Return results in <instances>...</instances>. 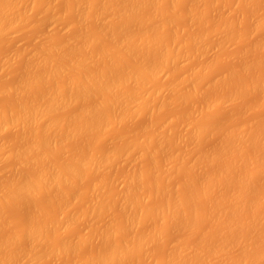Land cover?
Here are the masks:
<instances>
[{"label": "rangeland", "instance_id": "1", "mask_svg": "<svg viewBox=\"0 0 264 264\" xmlns=\"http://www.w3.org/2000/svg\"><path fill=\"white\" fill-rule=\"evenodd\" d=\"M32 1H33V3H31ZM101 1H103V0H101ZM125 1H126V3H128V1L130 3L131 2L133 3L132 0H128V1L125 0ZM136 1L137 0H135V2ZM5 2L6 3L11 2L14 4V10H13L14 12H13V15L11 14L12 16H10V14L7 11H6L7 13L5 12V9H0V13L2 15L5 13L3 15L5 17V19L3 20V23L1 24V29H0V31H1L0 32V110L6 111L7 108H10L9 106H13V107H11L12 109L11 108L10 109L14 111V107L17 104L16 102L19 101L18 104H20V101H22L24 103L26 100H28L30 103L31 99L37 97L36 95H38V97H39V94H42L41 93L42 91L44 93L47 90V94H48V92L51 93V91L53 92V90H55V89L57 90V86H60V84H62V86L64 83L66 84L67 82H65V81H67L68 78L71 81V77H73V76L76 77V76H78L77 74L83 75L82 72L83 73H89V75H90V72L91 73L92 72L94 73L96 71L107 72V71H109V70H107V69H109V67H113V66L115 67V65H119V66H117L118 68H116L117 70H114L113 68H111V69H112V71L114 70L113 71V73L115 72L114 75L116 74V75L120 76V73L122 74V71L124 69H126V66L128 67L131 65L130 67H134L132 65L133 63L135 65H137V63L140 60H142L143 58H145L146 56L150 57L152 59V61L158 63L159 60L161 59L163 49L173 50L172 52L174 53L176 59L174 58V60H173L174 63L172 61L167 67H165L163 69L159 68L160 70L158 72L156 71L157 73L155 72V75L153 76V78L151 80L152 82L150 81L148 83V85L146 83L143 86L145 91L143 89L138 90L141 92L144 91V93L143 92L141 93L142 95L138 94L139 95L138 98H140V96H146V101L144 102V105L141 107L142 109L139 108V111H138L139 113L137 112L138 115L136 113L133 116L123 118V120L120 119L121 121L118 120L115 123L112 122V124L110 123V125L109 124L107 125L108 127L107 126H105V128L103 127L104 129L103 128L100 129L101 128L100 126H97V127L95 126L91 129L92 133L88 129L89 131L85 130L86 132H83L82 136L78 135L80 133H77V132H74L75 133L74 134L71 132L68 133L67 131H59L62 129L57 128V127H53L54 125L53 126L51 125V127H53V129L50 130L51 131L50 136H52L53 134L54 135L52 137L53 140L51 139L52 143L50 142V144H49V145H51L50 152L48 149L45 150L43 145H40L43 147L42 149L40 148V146L38 147L41 150H39V149L36 150L37 148L36 149L33 148L34 145L32 147V144L36 141V139H38L37 137L40 135L39 133L41 132L39 130V128H41V127H38V128L35 127V125H37V123L32 125V126H34L33 128H31L29 126L31 129L29 127H27L25 130V129H22L23 127L20 128L21 126H19V128H16V127H18V124L16 125L17 122L16 123L14 122L15 119L12 118L11 116L7 117V119L8 118L12 119L13 120L12 122H14L15 124L12 123L14 126L9 125L10 127L7 124V125H5L6 128L4 127V129H2V128L0 129V131L3 130L0 132V192L4 189H5L4 191L6 192V190L9 189V188L8 189H6V188L9 186H12V185H10L11 182L15 181L16 179L18 180V178H22V177L33 178V177L37 176L40 173V170H41V172H42V170H44L45 164H43V163H44V159L46 157H48L49 161L51 159L50 162L53 163L52 168L54 169V165L58 164V166H61L59 164L60 162L61 163H63V161H64V163H65V161L69 162V160H73V159H75V157L77 158V156H80L81 159L90 158L89 155H93V154H94V156H98L100 154V152L105 153L106 151H109V150L112 151V150H114V148L117 149L121 143H124V145H125V143H127V142L129 143L128 144L129 148L126 146L128 148V150L127 149L126 150L130 155H128L125 152L127 154V156H126V154H124V156H126L125 158L122 159L120 156V158H116V159H114V161L110 160L108 163L105 164L106 166L102 165L99 169H96L98 171L89 170V169H88V171H86V169H81L82 171L80 170V172L77 176L80 179L79 178L76 179V178L72 177L71 183L69 181L66 184L64 183V184L59 185V186L57 185L55 188L53 187V189H50L49 191H45L44 193L41 192L38 195L37 194L32 195L31 198L29 197L30 201L29 200H25V201L23 200L22 201L20 199L21 202L17 200L18 202H16V204L15 203L11 204V203H6L1 198L2 200L0 199V214H1L0 215V242L3 241L5 238H7L6 239L7 243H6V241H5V243H6V245L8 244V246H5L4 243L3 244L0 243L2 246L3 245L5 246V247H2L0 245V247H1L0 248V263H2V264L4 263L3 261L5 259L3 260V258L9 257V256H14V257L16 256V258H17V255L19 256L20 253H23V257L24 256L26 257V255H24L26 252H23L22 251L23 248L21 247L23 245L24 241H23L22 245L19 246L21 244L20 238L21 237L23 238V236H19V235L23 231L24 227L27 228L26 226H29L28 222H33L32 224H34V223L39 224V223H41L40 221L43 222L45 220H47V221L51 220V223H53V225H54V229H52L51 227L48 228V230H50L49 231L50 235L48 234L49 236L46 237L47 241L44 244L45 248L42 247L43 250L40 249L42 254L40 256V259L39 260L37 259L38 261L36 260L35 264H68V263L69 264H72V263L83 264L82 262L85 259L88 261L95 254V252L99 251V249L106 250V248H105L107 245L106 241H108L111 245L113 244L112 246H114V244L119 245L124 239H126L125 242H127L129 240L128 237H130V236H131V238H135L136 237L135 235L142 237V239L145 242V245L142 246L141 248H137L136 246L134 248L133 246H130L131 248L128 252L129 257L125 260L124 259L121 261L119 260V262H117L115 264H137V263L138 264H159V263L164 264L166 262L167 258L169 259V257L172 255L174 257V255L177 253V251H179V249H180V251L177 253V255L182 251L190 252V256H191V254H195V253L198 254V252L201 253L204 250L206 251V252L204 251L205 253H202L199 255L196 254V255L192 256L193 259H192V257H190V258L188 257L189 259L194 260L193 261L194 263L192 261L189 262L188 260H186L185 264L187 261L189 262L187 264H204V262H205V264H233V262L238 261V259H239L238 262L243 263L244 259L246 260L247 257L248 258L249 257H255V256L257 257L258 255L259 256L256 258L257 260H255V262L253 264H264V255H263L264 254V247H263L264 246V173L262 174V172H264V166H262V165H264V161H261L262 163L259 162V155L263 154L262 152H264L263 151L264 150V136H263L264 132H262L259 135V138H257V141L254 140L255 142H250V140H251L250 135L254 134L255 133L254 131L256 130L254 127L257 128L261 123H264V107H263V105H264L263 104L264 103V89H263L264 88V83H263L264 82V77H263L264 76V60H263V58H264V42H263L264 41V22H263L264 21L263 20L264 19V11H263L264 10V0H250V1L249 0L248 1L247 0H238V2H237V0H169V1L160 0V2H158L157 0L156 1L153 0V3H152V0H143V1L138 0L136 2V4L135 3L132 4V5H134V8H135V6H137L138 8L136 7V9L132 10V12L129 10L131 12V15L132 14L135 15V19L133 18L134 21L133 20L131 21V19L128 18V20L130 19L129 22L131 21L130 23H126L127 18L125 20V17H124V14L127 12L124 13V11H123L124 14H123V17H121V19H120V17L114 18L115 16H121V15H115V13H113L114 14L113 17L111 16V11L112 12L117 11V9L115 10L114 8H116L118 6L119 2L121 3V1H118V2L116 1L118 3L117 5L113 1L112 2L109 1L108 4H110V2L113 4L111 5V10L107 8L108 11L107 10L104 11L105 9H103V7H102V4H104V2L101 3L100 0H96V1H94V0H16L15 1L14 0V2H13V0H7ZM142 2H144V3H142ZM247 2L249 5L247 4ZM26 3H27V5H26ZM76 3H77V5H75ZM85 3H86V5H85ZM87 3H88V5H87ZM98 3H100V4H98ZM126 3L124 4V6H129V4L126 5ZM19 4L21 6H18ZM33 4H35V5L33 6ZM108 4L106 5V3H105L104 5L108 6ZM144 4H145V6H144ZM149 4L151 6H149ZM24 5H26V6H24ZM153 5H156L157 7L153 6ZM254 5H255V7H254ZM41 6H42V8H41ZM75 6L76 7L79 6L78 9H76L77 12L74 10ZM101 7H102L104 12L103 13L101 12L102 15H99L100 14L99 12L101 11L100 10ZM142 7H143V9H142ZM145 7H147V8H145ZM94 8H96V9L94 10ZM173 8L175 9V11ZM112 9H114V10H112ZM125 9H126V7H125ZM139 9H141V10H139ZM135 10H137V11H135ZM126 11H127V9H126ZM165 11H166V14H165ZM173 11H174V13H173ZM16 12H19V13H16ZM105 12H108V13H105ZM92 13H93V15H92ZM104 13H105V15H103ZM193 13H195V14H193ZM56 14L58 16H56ZM156 14L157 15L160 14V15L157 17ZM127 15H130V14L127 13ZM127 15L125 14V16H127ZM152 15H155V16H152ZM8 16H10V17L14 16V17L11 18L10 21H6L9 18ZM98 16H100V18ZM160 16H161V18H160V20H158ZM79 17H81V18H79ZM108 17H110V19H108ZM111 17H112V19H111ZM127 17H129V16H127ZM96 21H97V24H96ZM13 23H16V24H13ZM77 23H80L79 26ZM81 23H82V25H81ZM108 23H109V25H108ZM156 23H159V24H156ZM223 23H225V24H223ZM102 24H103V26H101ZM119 24H120V26H123V27L126 25L127 31L124 29L125 31L122 32L121 28H119L120 31L118 30L119 32L117 31L114 33V31H112V30L114 28H116V30H117ZM134 24H136V25H134ZM7 25H8V27H7ZM116 25H118V26L115 27ZM161 25H164L163 28H161L162 27ZM256 25H258V26H256ZM17 26H19V28ZM105 26L106 27L109 26L107 28L109 31L107 30V31H104L102 33L103 29L106 28ZM156 26H157V28H156ZM222 26H224V27L222 28ZM15 27H17V28H15ZM74 27H76V28H74ZM140 27H142V28H140ZM134 28H136V29H134ZM149 28H150V30H147ZM160 29H162V30H160ZM244 30H246V31L244 32ZM98 31H99V33H98ZM145 31H146V34H145ZM247 31H248V33H247ZM87 32H89L88 34L91 37H89V36L87 37V35H88ZM105 32H108V33L106 34ZM124 32H126L127 34H124ZM165 32H167V33L165 34ZM90 33H91V35H90ZM92 33L94 35H96V34L102 35L105 33L106 36L102 35L101 38L98 39L97 38L98 36L96 35L97 37H95V38L97 40L96 39L94 40L93 39L94 36ZM244 33H246V34H244ZM204 34H205V37H204ZM240 34H241V36H240ZM124 35L126 38L125 42L122 41V38H124ZM164 35L166 36V38L164 37ZM195 35H196V37H195ZM217 35H219V36H217ZM194 38H196V39L200 38L197 40L202 44L203 47H202V50H200V49L194 50V52L195 51H197V52L192 53L191 50H193V49H191V48L193 47L192 45H194V43H192V40ZM202 38L204 40H202ZM69 39H70V41H69ZM102 39H104V40H102ZM175 39H176V41H175ZM159 40H160V42H159ZM90 41H92V42H90ZM138 41H140V42H138ZM172 41H173V44H172ZM212 41H213V43H212ZM93 42H94V44H93ZM257 42L259 44L255 45V43H257ZM261 42H262V44H261ZM116 43H117V45H116ZM83 44H85V47ZM210 44H212V45H210ZM77 45L78 46L81 45V46L77 47ZM114 45H116V46H114ZM126 45H128V46H126ZM154 45L156 48H154ZM74 46H76V47H74ZM133 46H134V48H133ZM200 46H199V48H201ZM218 46H220V47H218ZM109 47H110V49L112 48L111 51L106 52L107 48L109 50ZM214 47H216V48H214ZM44 48H46V49H44ZM54 48H55V50H54ZM61 48H62V50H61ZM73 49H74V52H72ZM78 49H79V51H78ZM82 49H84V50L82 51ZM115 49H117V50H115ZM123 49H125L126 51ZM129 49H130V51H129ZM206 49H208V50H206ZM33 50H35V51L33 52ZM36 50H38V52L40 51L41 53L44 51V53H42V55H41V53L40 52L38 53ZM41 50H43V51H41ZM49 50H52V51H49ZM58 50H59L58 53H60V55L62 52L64 53L66 51L67 54L70 55L68 58L69 59L72 58L74 61H76L75 59H78V58L80 59L81 57H83V59H84V57L89 58V60L86 59L87 63L84 62L85 59L83 60V62L86 63V67L84 66V68L81 69V66H78V68L80 67V69H78L75 67V64H74V66H72L73 63H71V59H70V62H69V60L66 62L65 59H63L66 62L64 65H66L67 63H69V64L71 63L72 65L70 64V66L75 67L74 69L73 68L68 69L70 66L67 65L68 66L67 71H63V74L66 72L67 76H66V74L64 76H62L63 74L60 75L59 73H61L62 71L61 72L58 71L59 72L58 75H56L57 73H51L53 75L54 74L56 75V76H54V79H55L54 80V79H52L53 77H50V73L47 70L48 74H49V78H50L48 80V82H45L46 85L49 83L47 86L45 84H42V82H41L40 85L37 83H33V87H31L32 81H30L31 84L28 82V84L30 86L27 85V87H28L27 88L25 86L27 83L24 84L23 81H26L27 79H25V78H27L28 76H31L30 72H31V74L34 73V75H35V73L36 74L38 73L37 75L43 74V76H45V74H46L47 77L46 76L45 77L48 78V75L45 71V69H46L45 67H47L49 64L53 63L54 61H55L54 64H56V62L58 64V62L62 58V57L59 58V55L57 53ZM131 50H134V55L132 53L133 56L129 55V53H128V51H129L131 54ZM159 50H161V51H159ZM60 51H62V52H60ZM155 51H157V52H155ZM242 51H244V53H242ZM27 52L29 54L31 52L32 53L29 56V54ZM88 52H89V54H88ZM48 53L51 56H49ZM69 53H71V54H69ZM103 53H106V54L102 55ZM38 54H39V56L37 57ZM67 54L65 53L64 55H67ZM119 54L123 55V56H120ZM177 54H178V58H177ZM88 55H89V57H88ZM188 55H190V56H188ZM31 56L32 57L34 56V57L32 58ZM61 56H63V55H61ZM138 56H139V58H138ZM49 57H51V58H49ZM54 57L56 58L55 60H54ZM113 57H114V59H113ZM65 58H67V57L65 56ZM182 58H183V60H181ZM261 58H262L263 62H262ZM43 59L45 61H44V63H41V62H43ZM49 59L50 60L52 59L51 63H50ZM30 60L32 61L31 63H30ZM37 60H38V62H37ZM122 60H124V61H122ZM64 61L61 60L62 63H64ZM92 61L94 62V64L90 63ZM134 61L137 63H135ZM246 62H247V64H248V62L250 63V64H248L249 67L247 66L248 67L247 69H246V67L244 68L242 65L243 63L246 64ZM259 62H261L260 63L261 66H260ZM45 63H47V64H45ZM252 63H253V65H252ZM35 64L37 65L36 67H35ZM54 64L49 65V66H54ZM139 64L136 67L140 66ZM193 65H194V68H192ZM67 66H65V67H67ZM199 66H200V68H199ZM43 67L45 69H43ZM85 68H87V70ZM47 69H48V67H47ZM64 69L66 70V68H64ZM75 69H77L78 71ZM97 69H99V70H97ZM161 70H162V73H161ZM194 70L198 71V72H195ZM24 71H26V72H24ZM116 71H118V74ZM205 71L207 72L206 74H205ZM240 71H242V72H240ZM123 72H124V74L120 77H123L125 75V70ZM69 73L71 74V76H69L70 75ZM96 73H98V72H96ZM222 74H224V75H222ZM234 74H236V75H234ZM53 75H51V76H53ZM85 75H87V74H85ZM36 76H34V77H36ZM201 76L203 77V79ZM18 77L19 78L22 77L21 80L18 79ZM34 77L33 78L28 77V79H31V78L34 79ZM78 77H76V78H78ZM80 77H82V76H80ZM164 77H165V79H164ZM36 78L38 80V76ZM41 78H43V77H41ZM232 78H233V80H232ZM69 79H68V81H69ZM223 79H224V81H223ZM235 79L237 81H235ZM75 81H78V79H76ZM196 81H198L197 82L198 84L196 83ZM33 82H36V81H33ZM213 82H215V83L217 82V83L213 84ZM251 82L253 83V85H254V83L259 84L257 86L255 85V87H257V89L255 88L256 90L253 87H252L253 89L250 88L252 85ZM260 82H262V83H260ZM21 83L24 84V87H22V90L19 89L20 91L17 92V89L15 90L14 88L15 87L17 88L18 84H21ZM70 83L72 84V81L69 82V84ZM192 83H193V86H192ZM209 83H211V84H209ZM246 83H250L251 85L246 84ZM34 84H35V86H34ZM7 85H10L9 87L11 89H14V90L12 91V90L7 89L8 88ZM36 85H39V87H36ZM70 85H68V86H70ZM62 86H60V87H62ZM66 86H67V84L65 85V87ZM131 86H133L132 83L128 82V84L126 85V87H124V89L126 91H129ZM243 86H244V89H243ZM4 88H6V89H4ZM18 88H20V86ZM23 88H26V89L23 90ZM29 88L30 89L32 88L33 90L32 89L30 90ZM51 88H54V89H51ZM48 89L50 91H48ZM131 89H134V86ZM225 89H226V91H225ZM5 90L6 91L8 90L7 91L8 94ZM173 90L176 93H174ZM253 90H255V91H253ZM133 91L135 94V90H133ZM233 91L237 92L235 94L236 96H235V98L233 96V99H228V102H229L228 104L226 103L227 102L226 98L224 100L222 98V100L225 103L223 102L221 104L219 102L221 97H224V96L226 97L229 93H231ZM238 91H240L241 93H239ZM244 91H246V92H244ZM20 92L23 95H21ZM99 92L101 93L102 91H99ZM146 92H148V94ZM97 93L98 92L95 91V92H93V94L91 93L93 96H91V97H90V95L85 96L86 98L90 97L89 98V101H90L89 104H91V102H92V104H96L93 102L98 101L99 98L102 100L103 96L105 99L106 94L104 92H102L104 95L100 94V93H98V95H96ZM155 94H157V95H155ZM238 94H240V96ZM32 95H33V97H31ZM94 95H96L95 98H94ZM187 95H188V97H187ZM229 95H231V94H229ZM135 96H136V94H135ZM30 97H31V99H30ZM38 97L36 99H39ZM41 97H40V99H41ZM85 97H79V99L81 98V101L78 100V103H76V104L74 103L73 106L71 105L68 109L66 107L65 110H64V107L62 109L61 106L60 107L57 106L58 109H56V108L53 109V110H56V113H52L53 116H51V117L52 118L55 117L57 120H59L60 118L62 119V117L65 114H67L66 118L68 117V115H69V117H71L70 114L76 113V115H77L76 111H77L78 107H81L82 105L85 104L84 101H82V98L84 99ZM92 97L94 99H92ZM204 97H206V99H204ZM217 97H218V99H217ZM227 97H229V96H227ZM15 98H17V99H15ZM24 98H25V100H24ZM44 98H45V96H44ZM36 99H35V101H38V103H39L40 99L39 100H36ZM46 99H47V96H46ZM75 99L73 102H76ZM237 99H239L240 101L239 100L237 101ZM101 100H99V101H101ZM217 100H219V101H217ZM222 100H221V102H222ZM28 101H26L25 103H27ZM43 101L44 100H42V102ZM79 101H80V104L82 103L81 106H79ZM33 102L34 101L32 100V103ZM133 103H136V101ZM215 103H216V105H215ZM18 104L16 105L17 107H18ZM201 104H202V107L200 106ZM210 104L213 105L214 107L211 106ZM260 105L262 106L261 108H260ZM136 106H137V104H135V105L131 104L129 107H126L127 109H125V110H128V113H129L130 112L129 110L132 109L131 111H133L135 109L134 107H136ZM3 107H5V108H3ZM16 108H15V110H16ZM10 109H8V111H10ZM205 109H207V111ZM210 109H211V111H210ZM142 110H145V111H142ZM13 111L10 113L12 114ZM79 111H80V109H79ZM150 111H151V113H150ZM199 112L201 115L199 114ZM0 113H1V111H0ZM5 113H8V112H5ZM124 113L126 114L127 112H124ZM189 113H191V115H189ZM194 114L196 116H194ZM220 114H221V116H220ZM210 118H212V120ZM257 118H259V120ZM260 118H261V120H260ZM53 120H54V118H53ZM57 120L56 121L54 120V122H57ZM63 120L65 121V116H64ZM76 120L77 119H74L73 117H71L70 120L66 119V121L71 122V123H69V125L70 126L72 125L74 127L77 126V124H78L76 122ZM9 121L11 122V120H9ZM66 121H65V124L68 123ZM190 122H192L193 123L192 125H195L197 128L202 127V129H203L207 125H208L206 127L207 129L209 127H211V128L207 131L208 134L206 133L207 135L205 134V137H204V135L201 137L196 135L198 137V138H196V136H193V134H191L190 136H186L187 133L189 134V130L191 128L193 129L192 125H191L192 126L191 128L189 126ZM219 123H221V124H219ZM50 124H52V123H50ZM59 124L55 125V126L59 127ZM181 124H183V125H181ZM249 124H251V125L248 126ZM219 125H221L220 128H219ZM48 126H49V124H48ZM162 127L163 128L165 127V128L163 129ZM235 127H238V128H235ZM261 127L262 128L264 127L263 124L261 125ZM47 128H50V126ZM253 128L255 130H253ZM21 129H22V131H21ZM85 129H87V128L85 127ZM229 129H230V131H229ZM257 129H259V127ZM24 130L26 131L25 137H23V135H22V134H24V133H22ZM35 130H36V132H35ZM194 130H196V128ZM194 130H192L191 132L193 133ZM225 130H228V131H225ZM241 130L242 131L244 130V132H246L248 130L246 134L249 136H248V138L244 139L245 143L243 140L234 141L231 143V147H229V149H227L228 151L226 152V154L219 153V152H223L222 150L219 151V149L217 152V150H216L217 148L224 147V144L227 141L230 142V139H231L230 136H232L233 134L235 135V133H236V135L234 137H236L237 135H240ZM251 130H252V132H251ZM249 131L251 132L250 134H249ZM168 132H170V133L168 134ZM32 133H33V136H32ZM66 133H68V134H66ZM229 133H232V134L230 135ZM47 134H49V133H47ZM87 134H88V136H87ZM71 135H73V136H71ZM83 135H85V136H83ZM194 135H195V133H194ZM228 136L230 137L229 140H227V138H229ZM151 137H153V138L151 139ZM225 137H226V142H224ZM140 138H143V139H140ZM148 138H150V139L148 140ZM32 139H34V140H32ZM198 139H199V141H198ZM61 140H62V142H61ZM65 140H67V141H65ZM114 140H115V142H114ZM126 140H128V141H126ZM160 140L163 142L165 147H164V145H162V142ZM190 140H191V142H190ZM195 140H197V142H195ZM130 142H132L133 144ZM135 142L138 143V146L136 144L135 148L134 147L131 148L132 145L134 146ZM169 142H170V145H169ZM236 142H239L241 144V148H240V144H237ZM258 142L263 144L262 146H261V144H259L260 146L258 145L260 147V149H258L256 147ZM156 143H158V144H156ZM159 143H161L160 146L162 145L164 147V149L161 147L164 152L161 151V148L159 150V148H158V147H160ZM253 143L254 144L257 143V144L253 145ZM3 145H4V147H3ZM17 145H19V146H17ZM25 145H26V147H25ZM44 145H46V144H44ZM53 145L54 146L56 145V146L54 147ZM174 145H175V147H177L176 149H175ZM228 145H226V146H228ZM28 146H29V150H27L26 153H28L29 155L27 154L25 156V154H22L21 151L19 152L21 147L25 149V148H28ZM123 146H120L122 149H120V147H119V149L124 151L125 149L123 148ZM178 146H179V148H178ZM45 147H47V146H45ZM186 147H187V149H186ZM199 147H200V149H199ZM193 148H195V149H193ZM235 148H237V149H235ZM171 149H173L172 152H171ZM42 150L49 152L46 157H44V156H45V153H47V152L43 153ZM178 150H180V151H178ZM193 150L196 152H194ZM213 150L214 151L216 150V152H214V153H216V154L219 153V154L217 155V157L215 156L216 158L214 157L213 160H211V154H213L212 153ZM225 150H226V148H225ZM17 151L20 154L17 153ZM25 151H23V152H25ZM34 151L37 153H34ZM241 151H243V152H241ZM141 152H142V154H141ZM165 152H167V153H165ZM183 152H186V153H183ZM258 152H261V154H259ZM145 153H147V155ZM224 153H225V151H224ZM52 154H54L53 158H52ZM174 154H176V155H174ZM228 154H230V155H228ZM151 155H152V157H151ZM257 155H258V157H257ZM42 157H44V158H42ZM183 157L186 159H184ZM166 158H168L167 159L168 161L166 160ZM182 158L184 160H182ZM169 159L171 161H169ZM243 159H245V160H243ZM23 160H24V162H23ZM32 160H33V163H32ZM154 160L156 161L155 163H154ZM27 161H28V163H27ZM165 161H167V162H165ZM205 161H206V163H205ZM157 162H158V164H157ZM197 162H199V163H197ZM172 163H174V164H172ZM190 163L192 164V166L196 165L198 167H195L196 169L193 170L194 168L191 169L192 166ZM204 163H205V165H204ZM207 163H209V164H207ZM223 163L227 164L229 167H231L234 164L233 167L237 168V170L234 168L235 171L237 173H238V171L240 173H242V174L238 173L241 178H242V176H244V174H248L249 172L253 177L252 178L253 183H252L251 188H250L251 192L249 191L250 193H248V196H247V202H248V203L246 202L247 206H245L244 209H242V210H236V213H234L235 211L232 210V204L230 207L229 204H228L229 206H227V205H224V203H221V204L218 203L219 208H218V206H214L212 208V205H211L213 203L212 201H216L217 199H221V198L224 199L226 197L227 198L231 197L232 194L236 193L238 190L241 189L240 187H243L242 180H240L241 179L240 177H239L240 179L239 178L237 179V177H235L236 179H232V180L229 179L230 183L228 186H227V183L224 185L218 184L217 183L218 181H216V183H214L215 181L213 179V176L220 178V175H223L222 173L226 172L223 170V167L224 166L226 167L227 165H224ZM153 164L154 165L156 164V165L154 166ZM258 164H259V166H258ZM20 165H23V166H20ZM37 165H39V166L37 167ZM167 165H168V167H167ZM212 165H213V167H212ZM222 165H224V166L222 167ZM243 165H244V167H243ZM29 166H31V167H29ZM257 166H258V168H257ZM152 167L156 168V169L154 168L155 171L157 170L156 173ZM161 167H163V168H161ZM204 167H206V168H204ZM56 168H58V167L56 166ZM213 168H214V170H213ZM238 168H239V170H238ZM55 169H54V171H55ZM141 169L144 171H141ZM37 170H39V171H37ZM132 170H134V172L137 171V173H139V176L136 178L137 181H136V179L133 180V181H136L134 184L130 181V179H127V178H131V175H130L131 173H134V172H132ZM191 170H193V171H191ZM159 171H161V172H159ZM152 172H153V174H152ZM165 173H166V175H165ZM198 173H200V174H198ZM209 174L212 175L211 176L212 182H211V177H210V182H211L212 186L214 185V189L212 188L213 191L210 190L211 192L208 193L207 195H205L204 197L202 196L203 197L202 198L201 196H199L198 191L199 190L201 191V188H203V187L206 188L207 186L210 185V182L208 180L206 181V179L210 176ZM250 174H248V175H250ZM190 175H193V176L190 177ZM207 175H209V176L207 177ZM125 176H126V178H124ZM203 176H204V178H203ZM189 179H190V181H192V184L190 185V187L187 184V186H188L187 187L184 183H185V181L190 183L188 181ZM122 182H123V184H122ZM202 182H203V185H201ZM207 182H209V183H207ZM7 183H8V185H7ZM126 183H129V185H130V186L128 185L129 188H128ZM150 183H152V184L149 185ZM159 183L162 186L165 185L163 187L166 189L165 195H163L164 191L160 190L163 193L162 194L157 189V187L160 186V185H158ZM206 184H209V185L205 186ZM97 185H99L100 187H98ZM102 185L104 188L103 192L101 190ZM183 185H185V186H183ZM92 186H93V188H92ZM63 187H65V188H63ZM184 187L185 188L187 187L190 189L185 190ZM61 188H63L64 193H63V190ZM217 188L219 190H217ZM167 190L170 192H167ZM189 190L191 191V192H189V194L190 193H192V194L189 196L186 195V197L187 196L189 198L191 197L192 201L191 202L189 201V200H191V198H190L188 200L190 203L187 204L186 202H188V201H183V200L185 199L184 198L185 194H186L185 191L188 194ZM125 191L130 192L133 195V197L137 200L134 199L135 201L133 202L132 198H131L132 195L131 194L129 196L127 195L126 197H124V199L126 198L128 203L124 201L125 207H123L124 205L121 204V203L124 204V202L122 201V198H123V196H125L124 194L128 193V192L125 193ZM182 191H184V192H182ZM55 192H57V193H55ZM69 192H71V193H69ZM95 192H96V194H95ZM231 192H233V193H231ZM2 193H4V192H2ZM73 193H76L77 195H79V197L78 196L75 197L76 194L74 196ZM148 193H151V194H148ZM171 193L177 194V196H179V197L178 198L176 197V198L181 199V203H179L180 200H178V203H179L178 207H180V204H181V210H180L181 213H178L177 215L173 214V216H171L172 212H170L171 215L169 213L167 214L169 216L157 215L156 214L157 212L155 211V209L157 207L159 208V205L161 203L165 202L166 197L169 196ZM7 194H9V191H8V193H6V195ZM61 194H63V195H61ZM172 194L170 195V199L172 198L171 196H173ZM230 194H231V196H230ZM46 195L49 198H47ZM180 195H182V196H180ZM4 196H5V193H4ZM73 196H74V198H73ZM95 196H97L98 199H94ZM147 196H148V199H147ZM54 197H55V199H54ZM91 197H92V199H91ZM97 197H95V198H97ZM75 198H77V199H75ZM144 198H146V199H144ZM173 198H172V200H173ZM209 198H210V200H209ZM93 199L97 200V202H98V200L101 202L102 205L98 202V205L99 206L101 205L100 206L101 211L99 210L100 208L99 209L95 208L96 210H94L95 212L93 211L94 213H92V215L91 214L87 215V214L83 213V215L85 217L82 216V214H81L82 211H84V209H86L90 203H93V201H94ZM128 199H129V201H128ZM163 199H165V200L163 201ZM167 199L169 200V198H167ZM84 200L86 202H84ZM90 200H91V202H90ZM103 200H106V201L103 202ZM168 200H167V202H168ZM186 200H187V198H186ZM252 200H253V202H252ZM108 201H109V203H108ZM32 202H34L35 204H33ZM63 202H65V203H63ZM172 202L173 201H171V203ZM252 203H253V205H252ZM86 204H87V206H86ZM165 204H166V202H165ZM165 204H164V206H165ZM174 204H176V202ZM183 204H184V206H183ZM108 205H110V206H108ZM135 205H136V207H134ZM161 205H160V208H161ZM35 206L37 209L35 208V210H34ZM131 206L133 209H135V208L145 209V210H143V212L145 211V213L148 210V212H147L148 214L146 213V216H145L146 218L144 217V215H143L144 218L141 216L143 218V220L142 219L139 220L138 217L140 215L137 217V219L135 217V219L138 220V221L135 220L137 224L133 223L131 225V227H128V230L126 228V229H123L124 231L122 230L120 232V230H118V229H119V227H122V224L125 225L124 224L125 223L124 219L126 218L125 214H126V212L130 211L129 208ZM41 208L43 210H41ZM59 208H62V209L59 210ZM106 208H108V209H106ZM122 208H124V209L122 210ZM151 208L152 209L155 208L153 210L156 213H154V211H152ZM171 208H174V207H171ZM189 208H190V210H189ZM141 209H140V211H141ZM182 209L184 212L182 211ZM197 209L199 210V216L197 217V219L194 223L195 225L193 224L195 226L194 227L192 224H191L192 225L191 226L190 223H191V219L193 217L192 216L193 212H195V210L197 211ZM225 209H227V211H229V212H227ZM224 210L226 212H224ZM99 211L102 212L103 215ZM241 211L243 212V214ZM72 212H74V213H72ZM135 212L139 213V209H138V211H135ZM222 212H224L226 214L223 215L224 213L221 214ZM61 213L64 215H62ZM76 213H77V215H76ZM238 213H240V214H238ZM73 214H75V215H73ZM153 214H154V216H153ZM32 215L35 217H33ZM44 215H46V217H44ZM65 215H67V217H68V215H70V216L72 215L71 217L69 216V218L66 219V221L69 220L66 223V229H63V228H65L64 222H63L64 225L62 223H61L62 225H60V223H57L61 227L59 225L56 226L55 225L56 222L53 219L58 218L57 220L56 219L55 220L57 222H59V220L62 221V219ZM252 215H254V216H252ZM105 216H106V218H105ZM36 217H37V221H36ZM49 217L50 218L52 217V218L49 219ZM59 217H60V219H59ZM82 219H83V221H82ZM183 219H184V221H183ZM63 220L65 221V219H63ZM169 220L170 221L172 220V221L170 222ZM249 221L250 222L253 221L256 223L252 224V222L250 223ZM68 222H69V224H68ZM184 223L185 224L189 223V224L185 225ZM228 223H232V224L236 223L239 225L241 230L239 231L240 233L238 232L236 234V237H237V235H239L237 238L242 240V241L246 240V242H249L250 246L245 248L244 250H242L243 248H240V247H238V248L236 247L235 249L233 248V249L229 250V248H230L229 247L227 254L224 256V258L223 257L221 258V256L215 257V255H212L213 253L212 254L210 253L211 254L210 255L209 254V252H211L210 250L213 247H215L214 249H212V252H213L219 246V241L217 242V244L215 243L216 242L215 238L219 234L218 231L220 232V230H222L225 227V225H227ZM43 224H45V223L43 222ZM67 225H68V227H67ZM107 225H108V227H107ZM253 226H255V227L253 228ZM257 226H258V228H256ZM101 228H102V230H101ZM129 228H131V229H129ZM157 228H159L160 230L163 231V232H161V236L158 238L154 235V232H153ZM104 229L105 230L109 229V231H106V232L110 233L108 240H105L102 237L103 236L102 231ZM259 230H261V231H259ZM25 231H26V229H25ZM187 231H188V233H187ZM145 232H146V234H145ZM256 232H257V234L259 233L258 235H260V236H258L256 234ZM15 233H17V234L19 233V234L17 235ZM137 233H140V234H137ZM260 233H262V234H260ZM114 234L116 236H114ZM255 234H256V236H255ZM22 235H25V234L23 233ZM78 235H80V238H79L80 242H77V241H79ZM144 235H145V237H144ZM112 236L114 238H112ZM10 237H12V241H13V237H14V241L16 239V243L14 242L15 244H17V243H20V244L19 245H13V246L11 245V248H10V245L8 243V240H11ZM48 237H49V239H48ZM127 238H128V240H127ZM206 238L209 240L208 241L209 244H207L208 242L205 241V242H207L206 243L207 245L202 243L204 241V239L207 240ZM259 238H260V240H259ZM67 239H68V241H67ZM116 239L118 241H116ZM112 240L113 241L115 240L116 243H114ZM214 240H215V242H212ZM27 241L23 245V246H25L24 248H27L26 247ZM210 241H211V243H210ZM49 243L50 244L52 243V245H50ZM61 243H65L66 245L68 243L67 246H69V244H70L71 247L69 246L70 248L68 247L66 249H62V251H60L59 253H55L54 250L56 248V245H58V244L60 245ZM109 243H108V245H109ZM185 244H186V246H185ZM120 245H122V244H120ZM189 245H191V247ZM195 245H196V248L198 247L197 252H193ZM197 245H199V246H197ZM27 246H28V248L31 247L29 244ZM52 246H53V248H52ZM117 247H119V246H117ZM232 247L233 246H231V248ZM69 249H71V250L69 251ZM262 249H263V251H262ZM29 250H30V248H29ZM48 250H49V252H48ZM103 250H101V251H103ZM190 250H192V251H190ZM7 251H9V252H7ZM17 251H19V252H17ZM24 251H28V250L26 249ZM45 251H47V252H45ZM255 251H257L258 253ZM51 253H53V254H51ZM26 254H28L27 257L28 256L30 257L29 254H31V252L30 253L27 252ZM54 254H56V255H54ZM245 255H246V257H245ZM20 256H22V255L20 254ZM10 258H13V257H10ZM148 258H150V259H148ZM260 258L262 259V261ZM17 259L20 260L22 258H17ZM29 260L30 259H27V261H29ZM162 260H163V262H162ZM240 260H242V261H240ZM27 261L25 262V260L22 259L16 264H20V263L21 264H29V263H27ZM146 261H148V262H146ZM29 262H31V261H29ZM121 262H123V263H121ZM86 264H89V263H86ZM91 264H94V263H91ZM245 264H246V262H245Z\"/></svg>", "mask_w": 264, "mask_h": 264}, {"label": "bare ground", "instance_id": "2", "mask_svg": "<svg viewBox=\"0 0 264 264\" xmlns=\"http://www.w3.org/2000/svg\"><path fill=\"white\" fill-rule=\"evenodd\" d=\"M5 1H7V0H0V9H5V12L7 11L9 14H10V16H12L13 15V10H14V4L13 3H11V2H9V3H6ZM16 1V0H15ZM94 1H96V0H94ZM106 0H103V1H101L100 0V2L102 3V2H104V4L106 3V5L109 3V1H113L114 3H116V5L118 4L117 2L118 1H121V3L119 2V4H118V6L116 7V8H114L115 10L117 9V11H111V16L113 17L114 16V14L113 13H115V15H121V16H115L114 18H116V17H120V19H121V17H123V14L125 13V12H127V13H129L130 15H131V12H132V10H134V9H136V7L137 6H135V8H134V5H132L133 3H135L136 4V2L138 1H136L135 2V0H132L133 1V3L131 2H129L128 0V3H126V1L125 0H107L106 2H105ZM117 1V2H116ZM125 1V2H124ZM143 1V0H142ZM156 1V0H155ZM158 2H160V0H157ZM167 1H169V0H167ZM248 1V0H247ZM250 1V0H249ZM13 2H14V0H13ZM36 2V1H35ZM110 2V4H108V6H106V5H104V4H102V7H103V9H105L104 11H108V9H110L111 10V5L113 4V3H111ZM237 2H238V0H237ZM31 3H33V1L31 2ZM38 3V2H37ZM49 3V2H48ZM47 3V4H48ZM126 3V5L127 4H129V6H124V4ZM142 3H144V2H142ZM151 3V2H150ZM152 3H153V0H152ZM243 3V2H242ZM255 3V2H254ZM36 4V3H35ZM35 4H33V6L35 5ZM40 4V3H39ZM38 4V5H39ZM98 4H100V3H98ZM122 4V5H121ZM156 4V3H155ZM160 4V3H159ZM247 4H248V2H247ZM253 4V3H252ZM256 4V3H255ZM26 5H27V3H26ZM26 5H24V6H26ZM37 5V6H38ZM75 5H77V3L75 4ZM85 5H86V3H85ZM87 5H88V3H87ZM104 5V6H103ZM141 5V4H140ZM249 5V4H248ZM18 6H21L20 4L18 5ZM31 6V5H30ZM36 6V7H37ZM123 8H121V7ZM124 6V7H123ZM144 6H145V4H144ZM147 6V5H146ZM149 6H151L150 4H149ZM153 6H156V5H153ZM171 6V5H170ZM2 7V8H1ZM23 7V6H22ZM32 7V6H31ZM78 7L79 6H75L74 7V10L77 12V10L76 9H78ZM102 7L100 8V14L99 15H102V13L104 12L103 11V9H102ZM105 7V8H104ZM125 7H126V9H127V11H126V9H125ZM148 7V6H147ZM147 7H145V8H147ZM157 7V6H156ZM172 7V6H171ZM174 7V6H173ZM252 7V6H251ZM254 7H255V5H254ZM19 8V7H18ZM41 8H42V6H41ZM45 8V7H44ZM48 8V7H47ZM50 8V7H49ZM83 8V7H82ZM92 8V7H91ZM90 8V9H91ZM99 8V7H98ZM97 8V9H98ZM108 8V9H107ZM119 8V9H118ZM138 8V7H137ZM194 8V7H193ZM196 8V7H195ZM16 9V8H15ZM35 9V8H34ZM96 8H94V10H95ZM114 9H112V10H114ZM142 9H143V7H142ZM149 9V8H148ZM174 9V8H173ZM249 9V8H248ZM46 10V9H45ZM131 12H130V11ZM139 10H141V9H139ZM157 10V9H156ZM163 10V9H162ZM161 10V11H162ZM170 10V9H169ZM252 10V9H251ZM27 11V10H26ZM82 11V10H81ZM86 11V10H85ZM84 11V12H85ZM123 11H124V13H123ZM135 11H137V10H135ZM152 11V10H151ZM174 11H175V9H174ZM174 11H173V13H174ZM264 11V10H263ZM2 12V11H1ZM6 12V13H7ZM102 12V13H101ZM140 12V11H139ZM158 12V11H157ZM163 12V11H162ZM203 12V11H202ZM16 13H19V12H16ZM24 13V12H23ZM83 13V12H82ZM86 13V12H85ZM94 13V12H93ZM93 13H92V15H93ZM105 13H108V12H105ZM105 13L103 14V15H105ZM127 13H125L126 15H127ZM172 13V12H171ZM205 13V12H204ZM5 14V13H4ZM3 14V15H4ZM12 14V15H11ZM58 14V13H57ZM56 14V16H58ZM78 14V13H77ZM80 14V13H79ZM125 14H124V17H125V20H126V18H127V20H126V23H130L132 20L134 21V19H135V15L134 14H132L131 16L130 15H127V16H129V17H127V16H125ZM154 14V13H153ZM158 14V13H157ZM156 14V15H157ZM161 14V13H160ZM159 14V15H160ZM165 14H166V11H165ZM168 14V13H167ZM190 14V13H189ZM193 14H195V13H193ZM1 13H0V29H1V24L3 23V20L5 19V17L3 16ZM41 15V14H40ZM96 15V14H95ZM134 15V16H133ZM159 15H157V17L159 16ZM188 15V14H187ZM10 16H8L9 18L6 20V21H10V19L11 18H13V17H10ZM43 16V15H42ZM55 16V17H56ZM133 16V17H132ZM146 16V15H145ZM151 16V15H150ZM152 16H155V15H152ZM54 17V18H55ZM96 17V16H95ZM99 18H100V16H98ZM112 17H111V19H112ZM198 17V16H197ZM19 18V17H18ZM26 18V17H25ZM59 18V17H58ZM79 18H81V17H79ZM78 18V19H79ZM84 18V17H83ZM128 18H130L131 19V21L129 22V20H128ZM134 18V19H133ZM143 18V17H142ZM160 18H161V16L159 17V19L158 20H160ZM21 19V18H20ZM50 19V18H49ZM107 19V18H106ZM108 19H110V17H108ZM124 19V18H123ZM138 19V18H137ZM25 20V19H24ZM81 20V19H80ZM124 20V21H125ZM256 20V19H255ZM259 20V19H258ZM264 20V19H263ZM16 21V20H15ZM20 21V20H19ZM43 21V20H42ZM100 21V20H99ZM117 21V20H116ZM119 21V20H118ZM137 21V20H136ZM162 21V20H161ZM254 21V20H253ZM95 22V21H94ZM159 22V21H158ZM259 22V21H258ZM264 22V21H263ZM102 23V22H101ZM144 23V22H143ZM152 23V22H151ZM256 23V22H255ZM254 23V24H255ZM6 24V23H5ZM13 24H16V23H13ZM78 24V26H79V24L80 23H77ZM76 24V25H77ZM96 24H97V21H96ZM156 24H159V23H156ZM223 24H225V23H223ZM81 25H82V23H81ZM108 25H109V23H108ZM123 25V24H122ZM131 25V24H130ZM134 25H136V24H134ZM150 25V24H149ZM259 25V24H258ZM258 25H256V26H258ZM97 26V25H96ZM101 26H103V24L101 25ZM118 25H116L115 27H117ZM132 26V25H131ZM162 27L161 28H163V26L164 25H161ZM7 27H8V25H7ZM18 28H19V26H17ZM17 27H15V28H17ZM106 27V26H105ZM109 27V26H108ZM108 27H106L105 29H103V31H102V33L104 32V31H107L108 29ZM125 27V28H124ZM120 26V24H119V26H118V28H117V30H116V28H114L112 31H114V33L115 32H117L118 30L120 31V29L119 28H121V30H122V32L123 31H125L126 29H127V26L125 25V26ZM134 27V26H133ZM154 27V26H153ZM224 26H222V28H223ZM252 27V26H251ZM74 28H76V27H74ZM100 28V27H99ZM112 28V27H111ZM123 28V29H122ZM129 28V27H128ZM140 28H142V27H140ZM139 28V29H140ZM152 28V27H151ZM156 28H157V26H156ZM254 28V27H253ZM256 28V27H255ZM260 28V27H259ZM14 29V28H13ZM85 29V28H84ZM125 29V30H124ZM134 29H136V28H134ZM6 30V29H5ZM81 30V29H80ZM86 30V29H85ZM129 30V29H128ZM147 30H150V28L149 29H147ZM160 30H162V29H160ZM8 31V30H7ZM109 31V30H108ZM118 31V32H119ZM127 31V30H126ZM234 31V30H233ZM246 30H244V32H245ZM255 31V30H254ZM1 32V31H0ZM90 32V31H89ZM89 32H87V34L89 33ZM101 32V31H100ZM250 32V31H249ZM81 33V32H80ZM95 33V32H94ZM98 33H99V31H98ZM106 34L108 33V32H105ZM105 33L104 34H102V35H105ZM121 33V32H120ZM152 33V32H151ZM167 32H165V34H166ZM210 33V32H209ZM215 33V32H214ZM217 33V32H216ZM225 33V32H224ZM247 33H248V31H247ZM254 33V32H253ZM252 33V34H253ZM6 34V33H5ZM93 34V33H92ZM123 34V33H122ZM124 34H127L126 32H124ZM145 34H146V31H145ZM154 34V33H153ZM213 34V33H212ZM223 34V33H222ZM244 34H246V33H244ZM90 35H91V33H90ZM97 35V34H96ZM94 35L93 34V36H94V40L96 39L95 37H97L98 39L99 38H101V36L102 35ZM117 35V34H116ZM81 36V35H80ZM84 36V35H83ZM89 36V34L87 35V37ZM100 36V37H99ZM106 36V35H105ZM111 36V35H110ZM127 36V35H126ZM217 36H219V35H217ZM239 36V35H238ZM240 36H241V34H240ZM74 37V36H73ZM79 37V36H78ZM89 37H91V36H89ZM142 37V36H141ZM164 37L166 38V36L164 35ZM195 37H196V35H195ZM204 37H205V34H204ZM214 37V36H213ZM224 37V36H223ZM231 37V36H230ZM76 38V37H75ZM133 38V37H132ZM193 38V37H192ZM218 38V37H217ZM229 38V37H228ZM72 39V38H71ZM77 39V38H76ZM80 39V38H79ZM105 39V38H104ZM104 39H102V40H104ZM108 39V38H107ZM125 35H124V38H122V41L123 42H125ZM134 39V38H133ZM148 39V38H147ZM146 39V40H147ZM156 39V38H155ZM195 39V40H194ZM193 40H192V43H194V45H192L193 47L191 48V49H193V50H191L192 51V53L194 52V50H198V49H200V50H202V44L197 40V39H200V38H194ZM214 39V38H213ZM84 40V39H83ZM97 40V39H96ZM121 40V39H120ZM161 40V39H160ZM160 40H159V42H160ZM202 40H204L203 38H202ZM256 40V39H255ZM69 41H70V39H69ZM72 41V40H71ZM175 41H176V39H175ZM201 41V40H200ZM208 41V40H207ZM263 41V40H262ZM90 42H92V41H90ZM89 42V43H90ZM138 42H140V41H138ZM147 42V41H146ZM153 42V41H152ZM220 42V41H219ZM264 42V41H263ZM69 43V42H68ZM75 43V42H74ZM73 43V44H74ZM100 43V42H99ZM166 43V42H165ZM164 43V44H165ZM212 43H213V41H212ZM42 44V43H41ZM40 44V45H41ZM81 44V43H80ZM93 44H94V42H93ZM97 44V43H96ZM137 44V43H136ZM172 44H173V41H172ZM201 46H200V45ZM254 44V43H253ZM256 44H259L258 42L257 43H255V45ZM261 44H262V42H261ZM75 45V44H74ZM84 45V47H85V44H83ZM82 45V46H83ZM116 45H117V43H116ZM116 45H114V46H116ZM142 45V44H141ZM140 45V46H141ZM180 45V44H179ZM210 45H212V44H210ZM42 46V45H41ZM40 46V47H41ZM48 46V45H47ZM54 46V45H53ZM67 46V45H66ZM65 46V47H66ZM81 46V45H80ZM80 46H78L77 45V47H80ZM93 46V45H92ZM91 46V47H92ZM126 46H128V45H126ZM199 46L201 47V48H199ZM221 46V45H220ZM220 46H218V47H220ZM39 47V48H40ZM43 47V46H42ZM50 47V46H49ZM58 47V46H57ZM56 47V48H57ZM74 47H76V46H74ZM89 47V46H88ZM94 47V46H93ZM121 47V46H120ZM137 47V46H136ZM217 47V46H216ZM216 47H214V48H216ZM90 48V47H89ZM133 48H134V46H133ZM140 48V47H139ZM154 48H156L155 47V45H154ZM178 48V47H177ZM176 48V49H177ZM255 48V47H254ZM44 49H46V48H44ZM59 49V48H58ZM87 49V48H86ZM112 49V48H111ZM111 49H110V47H109V50H108V48H107V50H106V52L107 51H111ZM173 49V48H172ZM179 49V48H178ZM258 49V48H257ZM53 50V49H52ZM52 50H49V51H52ZM54 50H55V48H54ZM61 50H62V48H61ZM84 49H82V51H83ZM115 50H117V49H115ZM123 50H125V49H123ZM136 50V49H135ZM206 50H208V49H206ZM255 50V49H254ZM35 50H33V52H34ZM37 52H38V50H36ZM41 51H43V50H41ZM78 51H79V49H78ZM126 51V50H125ZM129 51H130V49H129ZM128 51V53H129V55H132V53H133V55H134V50H131V54H130V52ZM159 51H161V50H159ZM173 50H167V49H163V51H162V56H161V59L159 60V62L157 63V62H154V61H152V59L150 58V57H147L146 55V57L145 58H141L142 60H140L138 63L137 62H135V63H137V65L139 64L140 66H138V67H136L137 65H135L134 63L132 64L134 67H130V66H126V69H124L125 70V75L123 76V77H120V76H122L123 74H124V70L122 71V74L120 73V76L119 75H114V73H113V71L114 70H117L116 68H118L117 66H119V65H115V67L113 66V67H109V69H107V70H109V71H107V72H100V71H96V72H98V73H96V72H90V75H89V73H83L82 72V74L83 75H81V74H77L78 76L80 75V76H82V77H78V76H76V77H78V78H76V77H71V81H72V84L70 85L69 84V82H71L70 81V79L68 78L69 76H71V74L67 77L68 79H69V81H68V79H67V81H65V82H67L66 84H67V86L65 87V83L63 84V86H62V84H60V86H62V87H60V86H57V90L55 91V90H53V92L51 91V93L50 92H48V94H47V90L43 93V91L41 92L42 94H39V97H38V95H36L39 99H40V97H41V99L42 100H44L43 102H42V100L40 99H36L37 97H35V98H33V99H31V97H33V95L30 97V99H31V101H30V103H29V101L28 100H26V101H28L27 103H23L22 101H20V104H18V102H16L17 104H18V107L15 105V107H14V111L13 110H11L12 108L11 107H13V106H9L10 108H7L6 109V111H3V110H0L1 111V113H0V129L2 128V129H4V127L6 128V126L5 125H7L8 124V126L10 125V126H12L13 124L12 123H16V125L18 124V127H16V128H19V126H21L20 128H22V129H25L26 130V128L27 127H31V128H33L34 126H32L33 124H36L37 123V125H35V127L36 128H38V127H41V128H39V130L41 131H39L40 133V135L37 137L38 139H36V143L34 142L33 144H32V147H33V145H34V147L33 148H37L36 150H38L39 148V146L40 145H43V147H44V149L45 150H49V152H50V149H51V145H49L50 144V142L52 143V141H51V139H52V137H53V135L52 136H50V133H51V129H53V127H57V128H61L62 130H59V131H67L68 133L69 132H71V133H74V132H77V133H80V134H78V135H81L82 136V133L83 132H86V131H89L90 130V132L92 131L91 129L93 128V127H97V126H100L101 128L100 129H102L103 127L105 128V126H107L108 124L110 125V123L112 124V122H116V121H118V120H120V119H122L123 120V118H126V117H130V116H133L134 114H136L138 111H139V108L140 109H142L141 107L144 105V102L146 101V96H140V98H138L139 97V95L138 94H140V95H142L141 93L143 92L144 93V85L147 83V85H148V83L152 80V78H153V76L155 75V72L157 71H159L160 69H163V68H165V67H167L173 60H174V58L176 59V57H175V55H174V53L172 52ZM205 51V50H204ZM40 52V51H39ZM38 52V53H39ZM59 52V50L57 51V53ZM60 52H62V51H60ZM72 52H74V49H73V51ZM97 52V51H96ZM155 52H157V51H155ZM177 52V51H176ZM195 52H197V51H195ZM194 52V53H195ZM28 53V52H27ZM32 53V52H31ZM30 53V54H31ZM41 53V52H40ZM42 53H44V51L42 52ZM42 53H41V55H42ZM51 53V52H50ZM56 53V54H57ZM63 53V52H62ZM61 53V55H63V56H61L60 55V53H58V55H59V58H61L60 59V61L58 62V64H57V62H56V64H54V62L53 63H51V60H50V63L51 64H49V65H53L54 64V66H47L48 67V69H47V67H43V69H45V71H46V73H47V75H48V78H46L47 76H46V74H45V76H43V74L41 75H37L36 73H35V75H34V73H32L31 74V72H30V75L31 76H28V77H34V76H38V80H37V76L36 77H34V79H28V77L27 78H25V79H27L26 81H23V83L24 84H26L25 86L27 87V85L28 86H30L29 84H28V82L30 83V81H32L30 84L32 85L31 87H33V83H37V84H41V82H42V84H45L46 85V83L45 82H48V80L50 79L49 78V74H48V71H49V73H50V77H53L52 79H54V76H56V75H58V73L59 72H61V73H59L60 75H62L63 74V71H67V68H68V66L67 65H69L70 66V64L71 63H73V65L72 66H74V64H75V67L76 68H78V66H81V69H83L84 68V66L86 67V63H87V61H86V59H88L89 60V58H86V57H84V59H83V57H81L80 59L78 58V59H75L76 61H74L72 58H70L71 59V63L69 64V63H67L66 65H64L68 60H69V62H70V59L68 58L70 55H68L67 54V52L65 51L63 54ZM67 54V55H64V54ZM81 53V52H80ZM140 53V52H139ZM201 53V52H200ZM242 53H244V51H242ZM241 53V54H242ZM29 54V53H28ZM27 54V55H28ZM30 54H29V56H30ZM36 54V53H35ZM69 54H71V53H69ZM75 54V53H74ZM77 54V53H76ZM88 54H89V52H88ZM97 54V53H96ZM106 53H103L102 55H105ZM176 54V53H175ZM186 54V53H185ZM184 54V55H185ZM197 54V53H196ZM48 55H49V53H48ZM94 55V54H93ZM100 55V54H99ZM101 55V56H102ZM117 55V54H116ZM120 55V54H119ZM132 55V56H133ZM137 55V54H136ZM204 55V54H203ZM246 55V54H245ZM39 56V54L37 55V57ZM44 56V55H43ZM46 56V55H45ZM49 56H51V55H49ZM54 56V55H53ZM65 56L68 58H65ZM98 56V55H97ZM120 56H123V55H120ZM127 56V55H126ZM149 56V55H148ZM188 56H190V55H188ZM187 56V57H188ZM240 56V55H239ZM243 56V55H242ZM259 56V55H258ZM28 57V56H27ZM32 57V56H31ZM34 57V56H33ZM32 57V58H33ZM36 57V58H37ZM41 57V56H40ZM56 57V56H55ZM54 57V60L56 59ZM80 57V56H79ZM88 57H89V55H88ZM100 57V56H99ZM109 57V56H108ZM118 57V56H117ZM192 57V56H191ZM198 57V56H197ZM202 57V56H201ZM200 57V58H201ZM241 57V56H240ZM5 58V57H4ZM8 58V57H7ZM43 58V57H42ZM48 58V57H47ZM49 58H51V57H49ZM53 58V57H52ZM112 58V57H111ZM116 58V57H115ZM132 58V57H131ZM137 58V57H136ZM138 58H139V56H138ZM153 58V57H152ZM156 58V57H155ZM177 58H178V54H177ZM255 58V57H254ZM46 59V58H45ZM63 59H65V61L63 60ZM113 59H114V57H113ZM112 59V60H113ZM154 59V58H153ZM212 59V58H211ZM210 59V60H211ZM214 59V58H213ZM260 59V58H259ZM28 60V59H27ZM32 60V59H31ZM30 60V63L32 62ZM42 60V59H41ZM61 60L62 61H64V63H62L61 62ZM83 60H84V62H86V63H84L83 62ZM92 60V59H91ZM94 60V59H93ZM96 60V59H95ZM103 60V59H102ZM125 60V59H124ZM124 60H122V61H124ZM181 60H183V58L181 59ZM261 60H262V58H261ZM263 60H264V58H263ZM263 60H262V62H263ZM44 59H43V62H41V63H44ZM47 61V60H46ZM58 61V60H57ZM74 61V62H73ZM158 61V60H157ZM35 62V61H34ZM37 62H38V60H37ZM110 62V61H109ZM40 63V64H41ZM84 63V64H83ZM90 63H92V64H94V62L92 61V62H90ZM97 63V62H96ZM173 63H174V61H173ZM172 63V64H173ZM199 63V62H198ZM197 63V64H198ZM254 63V62H253ZM253 63H252V65H253ZM256 63V62H255ZM261 62H259V64H260ZM29 64V63H28ZM45 64H47V63H45ZM91 64V65H92ZM104 64V63H103ZM102 64V65H103ZM201 64V63H200ZM248 64H250L249 62H248ZM247 64V62H246V64L245 63H243L242 65H243V67L245 68L246 67V69L249 67V65ZM34 65V64H33ZM39 65V64H38ZM58 65V66H57ZM63 67H62V66ZM214 65V64H213ZM236 65V64H235ZM245 65V66H244ZM31 66V65H30ZM37 65L35 64V67H36ZM65 66H67V67H65ZM72 66H70L68 69H70V68H75V67H72ZM89 66V65H88ZM205 66V65H204ZM203 66V67H204ZM248 66V67H247ZM259 66V65H258ZM260 66H261V64H260ZM50 67V68H49ZM125 67V66H124ZM207 67V66H206ZM30 68V67H29ZM28 68V69H29ZM64 68H66V70L64 69ZM111 68H113L114 70L112 71V69ZM160 68V69H159ZM192 68H194V65H193V67ZM199 68H200V66H199ZM78 69H80V67L78 68ZM86 70H87V68H85ZM206 69V68H205ZM211 69V68H210ZM251 69V68H250ZM34 70V69H33ZM48 70V71H47ZM72 70V69H71ZM75 70H77V69H75ZM97 70H99V69H97ZM122 70V69H121ZM197 70V69H196ZM235 70V69H234ZM42 71V70H41ZM59 71V72H58ZM78 71V70H77ZM106 71V70H105ZM195 71V70H194ZM193 71V72H194ZM24 72H26V71H24ZM117 72V74H118V71H116ZM156 72V73H157ZM195 72H198V71H195ZM203 72V71H202ZM236 72V71H235ZM240 72H242V71H240ZM247 72V71H246ZM245 72V73H246ZM51 73H57L56 75L54 74H51ZM161 73H162V70H161ZM207 72L205 71V74H206ZM248 73V72H247ZM26 74V73H25ZM66 74V72L62 75V76H64ZM85 74H87V75H85ZM229 74V73H228ZM231 74V73H230ZM51 75H53V76H51ZM89 75V76H88ZM159 75V74H158ZM186 75V74H185ZM201 75V74H200ZM222 75H224V74H222ZM234 75H236V74H234ZM233 75V76H234ZM248 75V74H247ZM27 76V75H26ZM40 76V77H39ZM66 76H67V74H66ZM118 76V77H117ZM184 76V75H183ZM182 76V77H183ZM195 76V75H194ZM226 76V75H225ZM41 77H43V78H41ZM58 77V76H57ZM190 77V76H189ZM202 77V76H201ZM264 77V76H263ZM22 78V77H21ZM21 78H19L18 77V79H20L21 80ZM40 78V79H39ZM66 78V77H65ZM181 78V77H180ZM218 78V77H217ZM42 79V80H41ZM47 79V80H46ZM51 79V80H52ZM62 79V78H61ZM76 79H78V81H75ZM81 79V80H80ZM164 79H165V77H164ZM202 79H203V77H202ZM246 79V78H245ZM244 79V80H245ZM263 79V78H262ZM29 80V81H28ZM55 80V79H54ZM216 80V79H215ZM219 80V79H218ZM232 80H233V78H232ZM239 80V79H238ZM33 81H36V82H33ZM223 81H224V79H223ZM235 81H237L236 79H235ZM258 81V80H257ZM256 81V82H257ZM39 82V83H38ZM44 82V83H43ZM128 82H130V83H132V85L134 86V89H131V88H133V86H131V88L129 89V91H126L125 89H124V87H126V85L128 84ZM152 82V81H151ZM182 82V81H181ZM180 82V83H181ZM190 82V81H189ZM198 81H196V83H197ZM232 82V81H231ZM247 82V81H246ZM18 83V82H17ZM20 83V82H19ZM23 83H21V84H18V86H17V88L15 87L14 89L16 90L17 89V92L18 91H20V90H22V87H24V84ZM52 83V82H51ZM127 83V84H126ZM215 82H213V84H214ZM217 83V82H216ZM215 83V84H216ZM219 83V82H218ZM260 83H262V82H260ZM264 83V82H263ZM49 84V83H48ZM47 84V85H48ZM198 84V83H197ZM201 84V83H200ZM199 84V85H200ZM209 84H211V83H209ZM227 84V83H226ZM245 84V83H244ZM246 84H250V83H246ZM252 84V85H251ZM251 87L250 88H256L257 89V87H255V85L257 86V85H259V84H255L254 83V85H253V83L251 82ZM15 85V84H14ZM39 85H36V87H39ZM46 85V86H47ZM56 85V84H55ZM68 85H70V86H68ZM146 85V86H147ZM181 85V84H180ZM183 85V84H182ZM191 85V84H190ZM189 85V86H190ZM8 86V88L7 89H9V90H14V89H11L9 86L10 85H7ZM20 86V88H18ZM34 86H35V84H34ZM53 86V85H52ZM160 86V85H159ZM175 86V85H174ZM192 86H193V83H192ZM242 86V85H241ZM171 87V86H170ZM199 87V86H198ZM229 87V86H228ZM247 87V86H246ZM249 87V86H248ZM28 88V87H27ZM44 88V87H43ZM42 88V89H43ZM55 88V87H54ZM54 88H51V89H54ZM169 88V87H168ZM252 88V89H253ZM4 89H6V88H4ZM20 89V90H19ZM24 89H26V88H23V90ZM30 89V88H29ZM28 89V90H29ZM32 89V88H31ZM30 89V90H31ZM144 90V91H138V90ZM163 89V88H162ZM243 89H244V86H243ZM255 89V90H256ZM264 89V88H263ZM33 90V89H32ZM39 90V89H38ZM133 90H135V94H136V96H135V94H134V91ZM194 90V89H193ZM202 90V89H201ZM247 90V89H246ZM255 90H253V91H255ZM6 91V90H5ZM8 91V90H7ZM6 91V92H7ZM26 91V90H25ZM48 91H50L49 89H48ZM98 92V93H100L99 91H102V92H104L106 95V97H105V99H104V96H103V99L101 100L100 98L98 99V101L99 100H101V101H94L93 103H96V104H92V102H91V104H89V98L91 97V96H93L92 94H93V92ZM157 91V90H156ZM161 91V90H160ZM159 91V92H160ZM225 91H226V89H225ZM248 91V90H247ZM100 93V94H103V93ZM133 92V93H132ZM162 92V91H161ZM173 92H174V90H173ZM172 92V93H173ZM198 92V91H197ZM202 92V91H201ZM206 92V91H205ZM204 92V93H205ZM239 93H241L240 91H238ZM244 92H246V91H244ZM5 93V92H4ZM92 93V94H91ZM98 93L96 94V95H98ZM147 94H148V92H146ZM174 93H176V92H174ZM181 93V92H180ZM237 92L236 91H233V92H231V93H229V94H233L232 96L231 95H227V96H229V97H221V99H220V101L219 100H217V101H219L221 104L224 102L223 100L226 98V100H227V104L229 103L228 102V99H233V96H234V98H235V94H236ZM7 94H8V92H7ZM14 94V93H13ZM20 94H21V92H20ZM36 94V93H35ZM47 94V95H46ZM158 94V93H157ZM157 94H155V95H157ZM246 94V93H245ZM244 94V95H245ZM11 95V94H10ZM21 95H23V94H21ZM28 95V94H27ZM45 96V98H44V96ZM89 96L90 95V97H88V98H86L85 96ZM96 95H94V98H95V96ZM104 95V94H103ZM138 95V96H137ZM176 95V94H175ZM197 95V94H196ZM239 96H240V94H238ZM19 96V95H18ZM46 96H47V99H46ZM102 96V95H101ZM148 96V95H147ZM169 96V95H168ZM20 97V96H19ZM79 97H85L84 99L82 98V101H84V105H82V103L80 104V101H81V98L79 99ZM149 97V96H148ZM185 97V96H184ZM187 97H188V95H187ZM195 97V96H194ZM200 97V96H199ZM202 97V96H201ZM76 98V99H75ZM93 97H92V99H94ZM98 98V97H97ZM96 98V99H97ZM222 98H223V100H222ZM241 98V97H240ZM15 99H17V98H15ZM29 99V100H30ZM35 99L36 100H39V103H38V101H35ZM46 99V100H45ZM74 99H75V101L76 102H73L74 101ZM148 99V98H147ZM152 99V98H151ZM204 99H206V97H204ZM217 99H218V97H217ZM21 100V99H20ZM24 100H25V98H24ZM32 100L34 101L33 103H32ZM78 100H80L79 101V106H81V107H78V109H77V115H76V113H74V114H70V116L71 117H73L74 119H77L76 120V122L78 123H76L77 124V126H70L69 125V123H71L70 121L68 122V121H66V119L67 120H70V118L71 117H69V115H68V117L66 118V116H67V114H65L64 116H65V121L66 122H68V123H66L65 124V121L63 120L64 119V116L62 117V119L60 120H57L55 117H53L54 118V120L56 121L57 120V122H54V120H53V118L51 117V116H53V114L52 113H56V110H53V109H58V107H60L61 106V108L63 109V107H64V110L66 109V107H67V109L72 105L73 106V104L75 103H78ZM87 100V101H86ZM180 100V99H179ZM178 100V101H179ZM210 100V99H209ZM221 100H222V102H221ZM225 100V101H226ZM239 99H237V101H238ZM92 101V100H91ZM136 101V103H133V102H135ZM213 101V100H212ZM240 101V100H239ZM73 102V103H72ZM150 102V101H149ZM233 102V101H232ZM87 103V104H86ZM98 103V104H97ZM163 103V102H162ZM177 103V102H176ZM175 103V104H176ZM179 103V102H178ZM225 103V102H224ZM70 104V105H69ZM131 104H137V106L136 107H134L135 109L133 110V111H131V110H129L130 112V114L128 113V110H125V109H127L126 107H129ZM156 104V103H155ZM218 104V103H217ZM264 104V103H263ZM152 105V104H151ZM211 105V104H210ZM215 105H216V103H215ZM220 105V104H219ZM58 106V107H57ZM78 106V105H77ZM146 106V105H145ZM153 106V105H152ZM197 106V105H196ZM201 107H202V104L200 105ZM211 106H213V105H211ZM225 106V105H224ZM6 107V106H5ZM5 107H3V108H5ZM17 107V108H16ZM147 107V106H146ZM150 107V106H149ZM214 107V106H213ZM216 107V106H215ZM262 106L260 105V108H261ZM263 107H264V105H263ZM15 108H16V110H15ZM159 108V107H158ZM196 108V107H195ZM8 109H10V111H8ZM79 109H80V111H79ZM155 109V108H154ZM218 109V108H217ZM152 110V109H151ZM206 111H207V109H205ZM241 110V109H240ZM13 111V113L11 114L10 112H12ZM52 111V112H51ZM55 111V112H54ZM142 111H145V110H142ZM210 111H211V109H210ZM3 112V113H2ZM5 112H8V113H5ZM124 112H127L126 114L124 113ZM219 112V111H218ZM79 113V114H78ZM139 113V112H138ZM138 113H137V115H138ZM150 113H151V111H150ZM192 113V112H191ZM191 113H189V115H191ZM52 114V115H51ZM188 114V113H187ZM199 114H200V112H199ZM59 115V114H58ZM136 115V116H137ZM140 115V114H139ZM201 115V114H200ZM207 115V114H206ZM8 116H11L12 118H14L15 120H14V122H12L13 120L12 119H7V117ZM76 116V117H75ZM188 116V115H187ZM186 116V117H187ZM194 116H196L195 114H194ZM193 116V117H194ZM220 116H221V114H220ZM10 117V118H11ZM177 117V116H176ZM214 117V116H213ZM217 117V116H216ZM215 117V118H216ZM223 117V116H222ZM69 118V119H68ZM218 118V117H217ZM216 118V119H217ZM130 119V118H129ZM128 119V120H129ZM211 120H212V118H210ZM258 120H259V118H257ZM263 119V118H262ZM9 120H11V122L9 121ZM63 120V121H62ZM221 120V119H220ZM260 120H261V118H260ZM9 121V122H8ZM62 121V122H61ZM121 121V120H120ZM42 122V123H41ZM44 122V123H43ZM205 122V121H204ZM214 122V121H213ZM263 122V121H262ZM14 123V124H15ZM50 123H52V124H50ZM60 123V124H59ZM199 123V122H198ZM48 124H49V126H50V128H47V127H49L48 126ZM59 124V127L58 126H55V125H58ZM73 124V123H72ZM75 124V125H76ZM193 123L192 122H190V124H189V126H190V128L193 126V129L192 130H194L195 128H196V130H194L193 131V133L191 132L192 130L190 129L189 130V134L187 133V135L186 136H190L191 134H193V136H203L204 135V137H205V134L207 133V131L211 128V127H209L208 129L206 128V127H204L203 129H202V127H200V128H197L195 125H192ZM196 124V123H195ZM219 124H221V123H219ZM263 124V126H264V123H261L258 127H259V129H257L256 127H254L253 128V130H255L253 133L254 134H252V135H250V138H251V140H250V142H255V141H257V138H259V135L262 133V132H264V127L262 128L261 127V125ZM39 125V126H38ZM41 125V126H40ZM43 125V126H42ZM47 125V126H46ZM51 125L53 126V127H51ZM181 125H183V124H181ZM192 125V126H191ZM199 125V124H198ZM214 125V124H213ZM251 124H249L248 126H250ZM9 126V127H10ZM14 126V125H13ZM220 126L221 125H219V128H220ZM29 127V128H30ZM85 127L87 128V129H85ZM108 127V126H107ZM166 127V126H165ZM164 127V128H165ZM171 127V126H170ZM169 127V128H170ZM213 127V126H212ZM229 127V126H228ZM243 127V126H242ZM28 128V129H29ZM30 128V129H31ZM35 128V129H36ZM103 128V129H104ZM163 128V127H162ZM163 128V129H164ZM187 128V127H186ZM235 128H238V127H235ZM234 128V129H235ZM22 129H21V131H22ZM89 129V130H88ZM185 129V128H184ZM213 129V128H212ZM23 131L22 133H24V134H22L23 135V137H25V135H26V131ZM50 132H49V131ZM57 130V129H56ZM86 130V131H85ZM215 130V129H214ZM221 130V129H220ZM219 130V131H220ZM1 131H3V130H1ZM0 131V132H1ZM105 131V130H104ZM103 131V132H104ZM169 131V130H168ZM172 131V130H171ZM186 131V130H185ZM225 131H228V130H225ZM229 131H230V129H229ZM246 131V130H245ZM248 131V130H247ZM247 131L246 132H244V130L242 131L241 130V132H240V135H237L236 137H234L235 135H236V133H235V135L233 134L232 136H230L231 137V139H230V137L229 138H227V140H229L230 139V142L229 141H227L226 142V137H225V140H224V142H226L225 144L226 145H228L229 143V145L228 146H226L225 144H224V147H220V148H217L216 150H217V152H218V149H219V151L220 150H222L223 152H219V153H223V154H226V152L228 151L227 149H229V147H231V143L232 142H234V141H240V140H243L244 141V139H246V138H248V136L249 135H247L246 133H247ZM35 132H36V130H35ZM34 132V133H35ZM213 132V131H212ZM215 132V131H214ZM251 132H252V130H251ZM250 131H249V134L251 133ZM29 133V132H28ZM47 133H49V134H47ZM68 133H66V134H68ZM76 133V134H77ZM92 133V132H91ZM170 132H168V134H169ZM194 133H195V135H194ZM56 134V133H55ZM60 134V133H59ZM75 134V133H74ZM73 134V135H74ZM102 134V133H101ZM105 134V133H104ZM103 134V135H104ZM176 134V133H175ZM179 134V133H178ZM208 134V133H207ZM206 134V135H207ZM218 134V133H217ZM230 135L232 134V133H229ZM264 134V133H263ZM21 135V136H22ZM73 135H71V136H73ZM91 135V134H90ZM185 135V134H184ZM211 135V134H210ZM216 135V134H215ZM32 136H33V133H32ZM37 136V135H36ZM50 138H49V137ZM59 136V135H58ZM66 136V135H65ZM83 136H85V135H83ZM87 136H88V134H87ZM157 136V135H156ZM162 136V135H161ZM173 136V135H172ZM196 136V138H198ZM264 136V135H263ZM19 137V136H18ZM22 137V138H23ZM28 137V136H27ZM55 137V136H54ZM67 137V136H66ZM69 137V136H68ZM192 137V136H191ZM20 138V137H19ZM18 138V139H19ZM33 138V137H32ZM153 137H151V139H152ZM193 138V137H192ZM191 138V139H192ZM218 138V137H217ZM233 138V139H232ZM50 139V140H49ZM64 139V138H63ZM69 139V138H68ZM71 139V138H70ZM140 139H143V138H140ZM139 139V140H140ZM150 138H148V140H149ZM167 139V138H166ZM184 139V138H183ZM207 139V138H206ZM23 140V139H22ZM32 140H34V139H32ZM49 140V141H48ZM53 140V139H52ZM118 140V139H117ZM116 140V141H117ZM147 140V141H148ZM255 140V141H254ZM259 140V139H258ZM49 143H48V142ZM65 141H67V140H65ZM126 141H128V140H126ZM161 141V140H160ZM198 141H199V139H198ZM217 141V140H216ZM247 141V140H246ZM261 141V140H260ZM6 142V141H5ZM31 142V141H30ZM61 142H62V140H61ZM86 142V141H85ZM114 142H115V140H114ZM162 142V141H161ZM168 142V141H167ZM177 142V141H176ZM190 142H191V140H190ZM195 142H197V140H195ZM242 142V141H241ZM262 142V141H261ZM58 143V142H57ZM130 143H132V142H130ZM149 143V142H148ZM147 143V144H148ZM172 143V142H171ZM202 143V142H201ZM237 144H240L239 142H236ZM244 143H245V141H244ZM248 143V142H247ZM7 144V143H6ZM44 144H46V145H44ZM54 144V143H53ZM128 142L127 143H125V145H124V143H121L120 144V146H123V148L125 149L124 151L123 150H120V149H122L120 146V149H119V147L116 149V148H114V150H112V151H106L104 154L102 153V152H100V154L98 155V156H94V154L93 155H89L90 156V158H87V159H85V158H83V159H81V157L80 156H77V158L75 157V159H73V160H69V162L68 161H65V163H64V161H63V163H61L60 161V165L61 166H58V164L57 165H54V169L56 168V166L58 167V168H56L55 169V171H54V169L52 168L53 166V163L52 162H50L51 161V159H50V161L48 160V157H46L47 156V154L49 153L48 151H43L42 150V152L44 153V152H47V153H45V156L44 157H46L45 159H44V163L43 164H45V166H44V170H42V172H41V170H40V173L37 175V176H35V177H33V178H28V177H22V178H18V180L16 179L15 181H12L11 182V184L10 185H12V186H9V187H7L6 189H8V190H6V192L4 191V190H2L1 192H0V199L2 198L6 203H11V204H13V203H15L16 204V202H18V201H20L21 202V200L23 201H25V200H29V197L31 198V196L32 195H38L39 193H41V192H45V191H49L50 189H53V187L55 188L57 185L59 186V185H62V184H66L67 182H69L70 181V183H71V178L73 177V178H76V179H78L79 177H77L78 176V174H79V172H80V170L81 169H86V171H88V169L89 170H96V169H99L102 165H104V166H106L105 164L106 163H108L110 160H113L114 161V159H116V158H120V156H121V158L123 159V158H125L126 156H127V154L128 155H130L128 152H127V150H128ZM133 144V143H132ZM136 144H137V146H138V143H134V146L132 145L131 146V148L132 147H134L135 148V146H136ZM151 144V143H150ZM156 144H158V143H156ZM160 144L161 143H159V146H160ZM182 144V143H181ZM186 144V143H185ZM198 144V143H197ZM223 144V143H222ZM221 144V145H222ZM236 144V145H237ZM243 144V143H242ZM255 144H257V143H255ZM254 143H253V145H255ZM259 144H261V143H259L258 142V144H257V148L258 149H260V145ZM5 145V144H4ZM4 145H3V147H4ZM59 145V144H58ZM162 145H164L163 144V142H162ZM160 146V147H158L159 148V150H160V148L162 147L163 149H164V147H165V145H164V147L163 146ZM169 145H170V142H169ZM176 145V144H175ZM175 145H174V147H175ZM219 145V144H218ZM220 145V146H221ZM259 145V146H258ZM263 144H261V146H262ZM17 146H19V145H17ZM45 146H47V147H45ZM54 146V145H53ZM56 146V145H55ZM54 146V147H55ZM79 146V145H78ZM128 148H127V147ZM147 146V145H146ZM150 146V145H149ZM196 146V145H195ZM223 146V145H222ZM234 146V145H233ZM25 147H26V145H25ZM42 146H40V148L42 149L43 148ZM53 147V148H54ZM81 147V146H80ZM235 147V146H234ZM255 147V146H254ZM255 147V148H256ZM15 148V147H14ZM77 148V147H76ZM108 148V147H107ZM161 148V151L162 152H164L163 151V149ZM168 148V147H167ZM177 147H175V149H176ZM178 148H179V146H178ZM225 148H226V150H225ZM233 148V147H232ZM240 148H241V144H240ZM23 149V150H22ZM41 149H39V150H41ZM127 149V150H126ZM139 149V148H138ZM142 149V148H141ZM147 149V148H146ZM149 149V148H148ZM186 149H187V147H186ZM193 149H195V148H193ZM199 149H200V147H199ZM234 149V148H233ZM235 149H237V148H235ZM262 149V148H261ZM26 150V151H25ZM27 150H29V146H28V148H22L21 147V149L19 150V152L21 151L22 152V154H25V156L28 154V153H26L27 152ZM33 150V149H32ZM31 150V151H32ZM78 150V149H77ZM120 150V151H119ZM133 150V149H132ZM131 150V151H132ZM144 150V149H143ZM172 150L173 149H171V152H172ZM192 150V149H191ZM198 150V149H197ZM216 150L214 151H212V153L214 154H211V160H213V158L216 156L217 157V155L219 154V153H214V152H216ZM232 150V149H231ZM16 151V150H15ZM23 151H25V152H23ZM30 151V152H31ZM142 151V150H141ZM154 151V150H153ZM178 151H180V150H178ZM177 151V152H178ZM194 151V150H193ZM210 151V150H209ZM208 151V152H209ZM224 151H225V153H224ZM264 151V150H263ZM13 152V151H12ZM18 151H17V153H19ZM29 152V153H30ZM54 152V151H53ZM74 152V151H73ZM127 154H126V153ZM168 152V151H167ZM167 152H165V153H167ZM194 152H196V151H194ZM241 152H243V151H241ZM262 152V151H261ZM261 152H258L259 154H261ZM10 153V152H9ZM34 153H37V152H35L34 151ZM91 153V152H90ZM102 153V154H101ZM154 153V152H153ZM158 153V152H157ZM156 153V154H157ZM183 153H186V152H183ZM193 153V152H192ZM191 153V154H192ZM263 154H261V155H259V162H261V161H264V152H262ZM20 154V153H19ZM21 154V155H22ZM31 154V153H30ZM124 154H126V156H124ZM141 154H142V152H141ZM146 155H147V153H145ZM164 154V153H163ZM203 154V153H202ZM12 155V154H11ZM15 155V154H14ZM29 155V154H28ZM37 155V154H36ZM44 155V154H43ZM53 155L54 154H52V158H53ZM73 155V154H72ZM174 155H176V154H174ZM183 155V154H182ZM198 155V154H197ZM205 155V154H204ZM228 155H230V154H228ZM227 155V156H228ZM247 155V154H246ZM20 156V155H19ZM18 156V157H19ZM82 156V155H81ZM88 156V157H89ZM149 156V155H148ZM189 156V155H188ZM208 156V155H207ZM255 156V155H254ZM39 157V156H38ZM44 157H42V158H44ZM69 157V156H68ZM86 157V156H85ZM147 157V156H146ZM151 157H152V155H151ZM168 157V156H167ZM172 157V156H171ZM186 157V156H185ZM199 157V156H198ZM215 157V158H216ZM238 157V156H237ZM257 157H258V155H257ZM33 158V157H32ZM150 158V157H149ZM169 158V157H168ZM168 158H166V160L168 159ZM184 158V157H183ZM182 158V160H184V159H186V158H184L183 159ZM188 158V157H187ZM204 158V157H203ZM256 158V157H255ZM17 159V158H16ZM25 159V158H24ZM35 159V158H34ZM153 159V158H152ZM165 159V158H164ZM199 159V158H198ZM202 159V158H201ZM227 159V158H226ZM225 159V160H226ZM257 159V158H256ZM193 160V159H192ZM196 160V159H195ZM221 160V159H220ZM241 160V159H240ZM243 160H245V159H243ZM149 161V160H148ZM168 161V160H167ZM167 161H165V162H167ZM169 161H171L170 159H169ZM178 161V160H177ZM198 161V160H197ZM204 161V160H203ZM218 161V160H217ZM216 161V162H217ZM233 161V160H232ZM242 161V160H241ZM23 162H24V160H23ZM38 162V161H37ZM36 162V163H37ZM40 162V161H39ZM152 162V161H151ZM156 161L154 160V163H155ZM176 162V161H175ZM181 162V161H180ZM192 162V161H191ZM224 162V161H223ZM229 162V161H228ZM227 162V163H228ZM15 163V162H14ZM27 163H28V161H27ZM32 163H33V160H32ZM52 163V164H51ZM184 163V162H183ZM195 163V162H194ZM197 163H199V162H197ZM202 163V162H201ZM205 163H206V161H205ZM205 163H204V165H205ZM212 163V162H211ZM243 163V162H242ZM246 163V162H245ZM262 163V162H261ZM56 164V163H55ZM63 164V165H62ZM157 164H158V162H157ZM172 164H174V163H172ZM191 164V163H190ZM207 164H209V163H207ZM214 164V163H213ZM224 164V163H223ZM252 164V163H251ZM27 165V164H26ZM154 165V164H153ZM156 165V164H155ZM154 165V166H155ZM170 165V164H169ZM224 165H227V164H224ZM224 165H222V167L224 166ZM234 165V164H233ZM233 165L231 166V167H229L228 165L225 167H223V170L224 171H226L225 173L223 172L222 174L223 175H220V178L219 177H214L213 176V179H214V183H216V181H218L217 183L218 184H221V185H224V184H226L227 183V186L229 185V183H230V181H229V179H236L235 177H237V179L240 177V175L238 174V173H240L239 171H238V173L235 171V169L237 170V168L236 167H233ZM20 166H23V165H20ZM39 165H37V167H38ZM160 166V165H159ZM181 166V165H180ZM184 166V165H183ZM191 166H192V164H191ZM201 166V165H200ZM248 166V165H247ZM258 166H259V164H258ZM258 166H257V168H258ZM262 166H264V165H262ZM27 167V166H26ZM29 167H31V166H29ZM42 167V166H41ZM167 167H168V165H167ZM195 167H198V166H196V165H194V166H192L191 167V169H193V170H195L196 168ZM212 167H213V165H212ZM230 169H229V168ZM233 167V168H232ZM243 167H244V165H243ZM254 167V166H253ZM16 168V167H15ZM19 168V167H18ZM40 168V167H39ZM38 168V169H39ZM153 169L155 168V167H152ZM151 168V169H152ZM161 168H163V167H161ZM176 168V167H175ZM204 168H206V167H204ZM218 168V167H217ZM225 168V169H224ZM228 168V169H227ZM233 170H232V169ZM235 168V169H234ZM132 169V168H131ZM139 169V168H138ZM156 169V168H155ZM155 169H154V171H155ZM160 169V168H159ZM246 169V168H245ZM254 169V168H253ZM252 169V170H253ZM262 169V168H261ZM12 170V169H11ZM22 170V169H21ZM34 170V169H33ZM193 170H191V171H193ZM199 170V169H198ZM212 170V169H211ZM213 170H214V168H213ZM238 170H239V168H238ZM241 170V169H240ZM258 170V169H257ZM19 171V170H18ZM31 171V170H30ZM37 171H39V170H37ZM82 171V170H81ZM96 171H98V170H96ZM101 171V170H100ZM141 171H144V170H142L141 169ZM153 171V172H154ZM242 171V170H241ZM15 172V171H14ZM23 172V171H22ZM132 172H134V170H132ZM153 172H152V174H153ZM157 172V170L155 171V173ZM159 172H161V171H159ZM168 172V171H167ZM170 172V171H169ZM211 172V171H210ZM154 173V174H155ZM264 172H262V174H263ZM198 174H200V173H198ZM240 174H242V173H240ZM248 174H250V172L248 173ZM248 174H244V176H242V178L240 179V180H242V185H243V187H240L239 189L240 190H238L236 193H234V194H232V196H231V194H230V196L231 197H226V198H221V199H217L216 201H212L213 203L211 204L212 205V208L214 207V206H218L219 204H221V203H224V205H227V206H229L230 205V207H231V204H232V210H234L233 212L234 213H236V210H242V209H244V207L245 206H247L246 204L248 203L247 202V196H248V193H250L251 191V185H252V175L250 174V175H248ZM131 175V178H127V179H130V181L134 184L136 181H137V177L139 176V173H137V171H135L134 173H131L130 174ZM159 175V174H158ZM165 175H166V173H165ZM187 175V174H186ZM210 175V176H209ZM209 175H207V179H206V181L208 180L209 182H210V177L212 176L211 174H209ZM261 175V174H260ZM191 176H193V175H190V177ZM206 176V175H205ZM231 177V178H230ZM233 177V178H232ZM124 178H126V176L124 177ZM189 178V177H188ZM193 178V177H192ZM203 178H204V176H203ZM202 178V179H203ZM217 178V179H216ZM80 179V178H79ZM132 179V180H131ZM136 179V181H133V180H135ZM201 179V180H202ZM216 179V180H215ZM259 179V178H258ZM75 180V179H74ZM125 180V179H124ZM162 180V179H161ZM194 180V179H193ZM129 181V180H128ZM129 181V182H130ZM190 183H188L187 181H185V185L187 186V184H188V186L190 187V185L192 184V181H190V179L188 180ZM198 181V180H197ZM8 182V181H7ZM130 182V183H131ZM187 182V183H186ZM209 182H207V183H209ZM211 182H212V177H211ZM211 182H210V185L209 184H206L205 186H207V185H209V186H207L206 188L205 187H203V188H201V191L199 190L198 191V194H199V196H205V195H207L208 193H210L211 191H213V189H214V185L212 186L211 185ZM236 182V181H235ZM238 182V181H237ZM241 182V181H240ZM4 183V182H3ZM9 183V182H8ZM8 183H7V185H8ZM13 183V184H12ZM125 183V182H124ZM131 183V184H132ZM139 183V182H138ZM164 183V182H163ZM166 183V182H165ZM69 184V183H68ZM77 184V183H76ZM122 184H123V182H122ZM121 184V185H122ZM127 184V186L129 185V183H126ZM152 183H150L149 185H151ZM169 184V183H168ZM182 184V183H181ZM197 184V183H196ZM217 184V185H218ZM232 184V183H231ZM6 185V186H7ZM104 185V184H103ZM103 185H102V192H103ZM158 185H160V183L158 184ZM157 185V186H158ZM185 185H183V186H185ZM201 185H203V182H202V184ZM200 185V186H201ZM240 185V184H239ZM95 186V185H94ZM98 187H100L99 185H97ZM96 186V187H97ZM126 186V187H127ZM130 186V185H129ZM129 186H128V188H129ZM161 186V187H160ZM159 187H157V189L160 191H164L162 194L163 195H165V193H166V189L165 188H163L165 185H160ZM187 186V187H188ZM212 186V187H211ZM241 186V185H240ZM125 187V188H126ZM178 187V186H177ZM185 188L184 187V189L186 190V189H190V188ZM225 187V186H224ZM63 188H65V187H63ZM63 188H61L62 190H63ZM92 188H93V186H92ZM106 188V187H105ZM164 190H163V189ZM167 188V187H166ZM179 188V187H178ZM213 188V189H212ZM220 188V187H219ZM57 189V188H56ZM95 189V188H94ZM93 189V190H94ZM196 189V188H195ZM60 190V189H59ZM100 190V191H101ZM176 190V189H175ZM197 190V189H196ZM211 190V191H210ZM217 190H219L218 188H217ZM8 191H9V194H7L6 195V193H8ZM130 191V190H129ZM250 191V192H249ZM2 192H4L5 193V196H4V193H2ZM51 192V191H50ZM67 192V191H66ZM126 192H128V191H125V193ZM139 192V191H138ZM149 192V191H148ZM167 192H170V191H168L167 190ZM173 192V191H172ZM182 192H184V191H182ZM189 192H191L190 190L188 191V194H187V192L185 191V199L183 200V201H188L190 198L188 197L189 195H191L192 193H190L189 194ZM195 192V191H194ZM227 192V191H226ZM2 193V194H1ZM48 193V192H47ZM46 193V194H47ZM52 193V192H51ZM55 193H57V192H55ZM63 193H64V190H63ZM69 193H71V192H69ZM108 193V192H107ZM106 193V194H107ZM123 193V192H122ZM213 193V192H212ZM231 193H233V192H231ZM74 194V196H75V194L76 193H73ZM95 194H96V192H95ZM100 194V193H99ZM103 194V193H102ZM131 193L130 192H128V193H126V194H124L125 196H123V198H122V201L124 202H127V199L125 198L124 199V197H126L127 195L129 196ZM139 194V193H138ZM148 194H151V193H148ZM172 194V193H171ZM170 194V195H171ZM218 194V193H217ZM57 195V194H56ZM60 195V194H59ZM58 195V196H59ZM61 195H63V194H61ZM67 195V194H66ZM132 195V194H131ZM156 195V194H155ZM170 195L169 196H167L166 197V204H165V202H163L164 204H165V206H164V204L163 203H161L160 205H161V208H160V205H159V208L157 207L156 209L155 208H153V209H155V211L157 212H155L152 208V211H154V213H156L157 215H160V216H164V215H166V216H169V215H167L168 213L171 215V213L170 212H172V215L171 216H173V214H175V215H177L178 213H181V204H180V207H178L179 206V203H181V199L179 198V199H177L179 196H177V194H172L173 196H171L172 198H173V200H172V198L170 199ZM186 195H188L187 197H186ZM252 195V194H251ZM47 196V195H46ZM52 196V195H51ZM70 196V195H69ZM72 196V195H71ZM74 196H73V198H74ZM79 197V195H77L76 194V196L75 197ZM93 196V195H92ZM115 196V195H114ZM152 196V195H151ZM180 196H182V195H180ZM250 196V195H249ZM60 197V196H59ZM95 197H97V196H95ZM94 197V199H98V197L97 198H95ZM142 197V196H141ZM160 197V196H159ZM177 197V198H176ZM197 197V196H196ZM202 197V198H203ZM47 198H49L48 196H47ZM71 198V197H70ZM102 198V197H101ZM131 198H132V201L134 202L135 200H137V199H135L134 197H133V195L131 196ZM167 198H169V200L167 199ZM186 198H187V200H186ZM1 199V200H2ZM21 199V200H20ZM33 199V198H32ZM31 199V200H32ZM54 199H55V197H54ZM63 199V198H62ZM67 199V198H66ZM75 199H77V198H75ZM83 199V198H82ZM91 199H92V197H91ZM93 199V200H94ZM103 199V198H102ZM124 199V200H123ZM135 199V200H134ZM144 199H146V198H144ZM147 199H148V196H147ZM177 199V200H176ZM198 199V198H197ZM196 199V200H197ZM215 199V198H214ZM18 200V201H17ZM68 200V199H67ZM161 200V199H160ZM159 200V201H160ZM165 199H163V201H164ZM167 200H168V202H167ZM173 201L172 203H171V201ZM178 200H180V202L178 203ZM209 200H210V198H209ZM222 200V201H221ZM30 201V200H29ZM34 201V200H33ZM39 201V200H38ZM63 201V200H62ZM106 200H103V202H105ZM120 201V200H119ZM128 201H129V199H128ZM145 201V200H144ZM190 202L192 201V198H191V200H189ZM186 202L187 204H189L190 202ZM205 201V200H204ZM208 201V200H207ZM2 202V201H1ZM27 202V201H26ZM59 202V201H58ZM66 202V201H65ZM65 202H63V203H65ZM84 202H86L85 200H84ZM90 202H91V200H90ZM98 202L101 204V202L98 200ZM98 202H97V200H94L93 201V203H90L89 204V206L86 208V209H84V211H82V216H84L83 215V213H85V214H87V215H92V213H94L95 211L94 210H96L97 208L99 209L100 208V206L102 205H98ZM125 202H124V204L123 203H121L122 205H124L123 207H125ZM176 202V204H174ZM247 202V203H246ZM252 202H253V200H252ZM33 204H35L34 202H32ZM41 203V202H40ZM68 203V202H67ZM108 203H109V201H108ZM128 203V202H127ZM126 203V204H127ZM210 203V202H209ZM219 203V204H218ZM20 204V203H19ZM194 204V203H193ZM199 204V203H198ZM206 204V203H205ZM229 204V205H228ZM10 205V204H9ZM43 205V204H42ZM41 205V206H42ZM115 205V204H114ZM133 205V204H132ZM223 205V206H224ZM252 205H253V203H252ZM30 206V205H29ZM34 206V205H33ZM86 206H87V204H86ZM108 206H110V205H108ZM183 206H184V204H183ZM204 206V205H203ZM202 206V207H203ZM16 207V206H15ZM56 207V206H55ZM68 207V206H67ZM134 207H136V205L134 206ZM156 207V206H155ZM171 207H174V208H171ZM249 207V206H248ZM4 208V207H3ZM2 208V209H3ZM33 208V207H32ZM35 208H36V206L34 207V210H35ZM43 208V207H42ZM41 208V210H43ZM58 208V207H57ZM96 208V209H95ZM111 208V207H110ZM143 208V207H142ZM172 210H171V209ZM218 208H219V206H218ZM235 208V209H234ZM37 209V208H36ZM60 209H62V208H59V210ZM104 209V208H103ZM106 209H108V208H106ZM124 208H122V210H123ZM130 209V211L129 212H126V218L124 219L125 220V225H123L122 224V227H119V229L118 230H120V232L123 230V229H126L127 228V230H128V227H131V225L133 224V223H136V221H138V220H136L137 219V217L139 218V220H143V218L146 216V213L148 212V210L146 211V213H145V211L143 212V210H145V209H141V208H138L139 209V213L137 212H135V211H138V209L137 208H135V209H133L132 208V206L129 208ZM140 209H141V211H140ZM205 209V208H204ZM231 209V208H230ZM69 210V209H68ZM100 211H101V208L99 209ZM105 210V209H104ZM133 210V211H132ZM189 210H190V208H189ZM203 210V209H202ZM226 211H227V209H225ZM224 210V212H226ZM65 211V210H64ZM94 211V212H93ZM99 211V212H100ZM182 211H183V209H182ZM212 211V210H211ZM246 211V210H245ZM248 211V210H247ZM41 212V211H40ZM43 212V211H42ZM62 212V211H61ZM184 212V211H183ZM186 212V211H185ZM189 212V211H188ZM221 212V211H220ZM224 212H222L221 214H223ZM227 212H229V211H227ZM242 212V211H241ZM72 213H74V212H72ZM100 213H102V212H100ZM110 213V212H109ZM123 213V212H122ZM136 213V214H135ZM204 213V212H203ZM207 213V212H206ZM210 213V212H209ZM62 214V213H61ZM138 214V215H137ZM148 214V213H147ZM163 214V215H162ZM184 214V213H183ZM226 213H224L223 215H225ZM238 214H240V213H238ZM242 214H243V212H242ZM254 214V213H253ZM257 214V213H256ZM1 215V214H0ZM42 215V214H41ZM62 215H64V214H62ZM73 215H75V214H73ZM76 215H77V213H76ZM102 215H103V213H102ZM143 215H144V217H143ZM204 215V214H203ZM209 215V214H208ZM33 216V215H32ZM69 216L70 215H68V217H67V215H65L64 217H63V219H65V221L62 219V221L61 220H59V222H57L56 220L58 219H56V218H54L53 220L56 222L55 223V225L56 226H58L59 224H57V223H60V225H64V223H65V228H63V229H66V223H67V221H69V220H67L66 221V219L67 218H69ZM72 216V215H71ZM70 216V217H71ZM111 216V215H110ZM143 218H142V217ZM153 216H154V214H153ZM159 216V217H160ZM193 217H192V219H191V223H190V225L192 224H194L195 223V221H196V219H197V217L199 216V210L197 209V211L195 210V212H193V215H192ZM242 216V215H241ZM252 216H254V215H252ZM33 217H35V216H33ZM44 217H46V215H44ZM66 217V218H65ZM78 217V216H77ZM85 217V216H84ZM83 217V218H84ZM135 217H136V219H135ZM202 217V216H201ZM218 217V216H217ZM223 217V216H222ZM28 218V217H27ZM52 218V217H51ZM50 217H49V219H51ZM105 218H106V216H105ZM146 218V217H145ZM157 218V217H156ZM163 218V217H162ZM221 218V217H220ZM219 218V219H220ZM252 218V217H251ZM258 218V217H257ZM263 218V217H262ZM56 219V220H55ZM59 219H60V217H59ZM73 219V218H72ZM71 219V220H72ZM108 219V218H107ZM155 219V218H154ZM171 219V218H170ZM173 219V218H172ZM178 219V218H177ZM190 219V218H189ZM213 219V218H212ZM233 219V218H232ZM259 219V218H258ZM27 220V219H26ZM52 220V221H53ZM70 220V221H71ZM105 220V219H104ZM136 220V221H135ZM200 220V219H199ZM217 220V219H216ZM246 220V219H245ZM256 220V219H255ZM33 221V220H32ZM36 221H37V217H36ZM53 221V222H54ZM61 221V222H60ZM82 221H83V219H82ZM106 221V220H105ZM155 221V220H154ZM158 221V220H157ZM170 221V220H169ZM172 221V220H171ZM170 221V222H171ZM183 221H184V219H183ZM190 221V220H189ZM188 221V222H189ZM237 221V220H236ZM235 221V222H236ZM41 223H39V224H36V223H34V224H32L33 222H28V225L29 226H26L27 228H23V231L20 233V235L19 236H23V238L21 239L20 238V240H21V244L20 243H17V244H15L16 243V239H15V241H14V237H13V241H12V237H10V239L11 240H8V243H9V245H10V248H11V245L13 246V245H19V246H21L22 245V243H23V241H24V243H26V241H27V244H26V247L27 248H24L25 246H23L24 245V243H23V245L21 246L22 248H23V252H28V253H30L31 252V254H29L30 255V257L28 256L27 257V255L28 254H24V255H26V257L24 258L23 257V253H20L22 256H20V254H19V256L17 255V258H22V259H24L25 260V262L27 261V259H30L29 261H31V262H29V261H27V263H29V264H35V262H36V260L38 259H40V256H41V254H42V252L40 251V249H42L43 250V248H45L44 247V244L46 243V241H47V239H46V237L47 236H49L50 234V230H48V228L49 227H51L52 229H54V225H53V223H51V220L50 221H47V220H45V221H43L45 224H43V222L42 221H40ZM48 222V223H47ZM50 222V223H49ZM64 222V223H63ZM107 222V221H106ZM144 222V221H143ZM149 222V221H148ZM174 222V221H173ZM213 222V221H212ZM216 222V221H215ZM231 222V221H230ZM250 222V221H249ZM252 222V224H254V223H256V222H253V221H251ZM250 222V223H251ZM31 223V224H30ZM62 223V224H61ZM86 223V222H85ZM101 223V222H100ZM160 223V222H159ZM177 223V222H176ZM197 223V222H196ZM220 223V222H219ZM51 226H50V225ZM68 224H69V222H68ZM111 224V223H110ZM137 224V223H136ZM185 224V223H184ZM187 224H189V223H187ZM187 224H185V225H187ZM223 224V223H222ZM221 224V225H222ZM49 225V226H48ZM59 225V226H60ZM100 225V224H99ZM162 225V224H161ZM176 225V224H175ZM191 225V226H192ZM195 225V224H194ZM193 225V226H194ZM262 225V224H261ZM48 226V227H47ZM53 226V227H52ZM55 226V227H56ZM115 226V225H114ZM182 226V225H181ZM219 226V225H218ZM217 226V227H218ZM61 227V226H60ZM67 227H68V225H67ZM107 227H108V225H107ZM136 227V226H135ZM173 227V226H172ZM195 227V226H194ZM255 226H253V228H254ZM175 228V227H174ZM221 228V227H220ZM244 228V227H243ZM252 228V229H253ZM256 228H258V226L256 227ZM25 229H26V231H25ZM69 229V228H68ZM97 229V228H96ZM129 229H131V228H129ZM181 229V228H180ZM191 229V228H190ZM208 229V228H207ZM251 229V228H250ZM100 230V229H99ZM101 230H102V228H101ZM105 230V229H104ZM103 230V231H104ZM189 230V229H188ZM223 230V231H222ZM222 230H220V232L218 231V233L220 234H218V236H216V238H215V240H216V242H215V240L214 241H212V242H215L216 244H217V242L219 241V246H218V248L217 249H215L213 252H212V249H214L215 247H213L210 251L211 252H209V254L211 253H213L212 255H215V257L216 256H221V258L223 257L224 258V256L227 254V251H228V248H229V250L230 249H235L236 247L238 248V247H240V248H243L242 250H244L245 248H247V247H249L250 246V244H249V242H246V240H240V239H238L237 237L239 236V235H237V237H236V234L241 230V228L239 227V225L238 224H236V223H228L227 225H225V227L222 229ZM262 230V229H261ZM261 230H259V231H261ZM25 231V232H24ZM65 231V230H64ZM102 231V233H103V239H105V240H108V237H109V235H110V233H108V232H106V231H109V229L107 230H105L104 232ZM124 231V230H123ZM166 231V230H165ZM164 231V232H165ZM168 231V230H167ZM222 231V232H221ZM48 232V233H47ZM99 232V231H98ZM101 232V231H100ZM147 232V231H146ZM146 232H145V234H146ZM154 232V235L158 238V237H160L161 236V232H163L162 230H160L159 228H157L155 231H153ZM205 232V231H204ZM226 232V233H225ZM250 232V231H249ZM252 232V231H251ZM25 234V235H22V234ZM64 233V232H63ZM135 233V232H134ZM141 233V232H140ZM140 233H137V234H140ZM187 233H188V231H187ZM226 235H225V234ZM240 233V232H239ZM15 234H17V233H15ZM19 234V233H18ZM17 234V235H18ZM49 234V235H48ZM252 234V233H251ZM256 234H257V232H256ZM256 234H255V236H256ZM259 234V233H258ZM257 234V235H258ZM260 234H262V233H260ZM83 235V234H82ZM135 235V234H134ZM142 235V234H141ZM208 235V234H207ZM25 236V237H24ZM114 236H116L115 234H114ZM136 237L135 238H131V236L130 237H128L129 238V240H128V238H127V242H125V240L126 239H124L120 244H122V245H115L114 244V246H112L108 241H106V243H107V245H106V250H103V249H99V251L98 252H95V254L87 261L86 259L82 262L83 264H86V263H89V264H91V263H94V264H115V263H117V262H119V260L121 261V260H125V259H127L128 257H129V250H130V246H133L134 248H135V246L137 247V248H141L142 246H144L145 245V242H144V240L142 239V237H139L138 235H135ZM252 236V235H251ZM258 236H260V235H258ZM257 236V237H258ZM27 237V238H26ZM85 237V236H84ZM126 237V236H125ZM133 237V236H132ZM144 237H145V235H144ZM143 237V238H144ZM155 237V238H156ZM204 237V236H203ZM213 237V236H212ZM243 237V236H242ZM3 238V237H2ZM80 235H78V240L79 241H77L76 239V241L77 242H80ZM112 238H114L113 236H112ZM116 238V237H115ZM122 238V237H121ZM124 238V237H123ZM131 238V239H130ZM154 238V239H155ZM166 238V237H165ZM208 238V237H207ZM206 238V239H207ZM254 238V237H253ZM7 238H5L3 241H1L0 243L1 244H5V246H8V244L6 245V243H7V240H6ZM25 239V240H24ZM27 239V240H26ZM48 239H49V237H48ZM118 239V238H117ZM116 239V241H118ZM164 239V238H163ZM131 240V241H130ZM153 240V239H152ZM162 240V239H161ZM203 240V239H202ZM259 240H260V238H259ZM5 241H6V243H5ZM12 241V242H11ZM67 241H68V239H67ZM113 241V240H112ZM116 241L114 240L113 242L114 243H116ZM205 241H209L208 239L207 240H205L204 239V241L202 242V243H204V244H206L207 242H205ZM15 242V243H14ZM49 242V241H48ZM71 242V241H70ZM101 242V241H100ZM104 242V241H103ZM11 243V244H10ZM14 243V244H13ZM74 243V242H73ZM83 243V242H82ZM108 243H109V245H108ZM210 243H211V241H210ZM0 244V245H1ZM30 245L31 247H29L30 248V250H29V248H28V246L27 245ZM50 244V243H49ZM207 244H209V242L207 243ZM206 244V245H207ZM43 245V246H42ZM50 245H52V243L50 244ZM59 245V244H58ZM58 245H56V248H55V250H54V252L55 253H59L60 251H62V249H66V248H68L69 246H70V244H69V246H67L68 245V243H67V245L65 244V243H61L59 246ZM74 245V244H73ZM76 245V244H75ZM82 245V244H81ZM100 245V244H99ZM103 245V244H102ZM111 245V246H110ZM203 245V244H202ZM2 246V245H1ZM4 245L2 246V247H5ZM47 246V245H46ZM54 246V245H53ZM53 246H52V248H53ZM78 246V245H77ZM104 246V245H103ZM109 246V247H108ZM117 246H119V247H117ZM176 246V245H175ZM185 246H186V244H185ZM184 246V247H185ZM190 247H191V245H189ZM197 246H199V245H197ZM205 246V245H204ZM231 246H233L232 248H231ZM254 246V245H253ZM43 247V248H42ZM71 247V246H70ZM69 247V248H70ZM177 247V246H176ZM195 248L193 249V252H197V250H198V247L196 248V245L194 246ZM201 247V246H200ZM199 247V248H200ZM264 247V246H263ZM1 248V247H0ZM15 248V247H14ZM74 248V247H73ZM193 248V247H192ZM203 248V247H202ZM9 249V248H8ZM28 250V251H24V250ZM33 249V250H32ZM71 249H69V251H70ZM101 250H103V251H101ZM174 250V249H173ZM202 250V249H201ZM240 250V249H239ZM241 250V251H242ZM67 251V250H66ZM65 251V252H66ZM74 251V250H73ZM147 251V250H146ZM169 251V250H168ZM179 251H180V249H179ZM179 251H177V253L179 252ZM190 251H192V250H190ZM203 251V250H202ZM205 251V250H204ZM198 252V254L197 253H195V254H191V256H190V252H188V251H186V252H184V251H182V252H180L178 255H177V253L174 255V257H173V255L172 256H170L169 257V259L167 258V260H166V262L164 263V264H185V261L186 260H188L189 262L190 261H194V260H192L193 259V257L192 256H194V255H199V254H202V253H205V252ZM262 251H263V249H262ZM7 252H9V251H7ZM17 252H19V251H17ZM45 252H47V251H45ZM48 252H49V250H48ZM64 252V253H65ZM255 252H257V251H255ZM5 253V252H4ZM67 253V252H66ZM144 253V252H143ZM258 253V252H257ZM9 254V253H8ZM50 254V253H49ZM51 254H53V253H51ZM131 254V253H130ZM171 254V253H170ZM210 254V255H211ZM44 255V254H43ZM54 255H56V254H54ZM61 255V254H60ZM208 255V254H207ZM244 255V254H243ZM249 255V254H248ZM264 255V254H263ZM8 256V255H7ZM50 256V255H49ZM152 256V255H151ZM242 256V255H241ZM259 256V255H258ZM257 256V257H258ZM10 257H13V258H10ZM39 257V258H38ZM148 257V256H147ZM189 257H192V259H187V258ZM213 257V256H212ZM240 257V256H239ZM245 257H246V255H245ZM256 256L255 257H247L246 258V260L244 259V261H243V263L245 264V262H246V264H253L254 262H255V260H257L256 258H257ZM2 258V257H1ZM16 258V256L14 257V256H9V257H6V258H3V264H16V263H18L20 260H22V259H20V260H18ZM55 258V257H54ZM144 258V257H143ZM234 258V257H233ZM263 258V257H262ZM148 259H150V258H148ZM147 259V260H148ZM235 259V258H234ZM233 259V260H234ZM237 259V258H236ZM261 259V258H260ZM37 260V261H38ZM213 260V259H212ZM127 261V260H126ZM139 261V260H138ZM186 262V264L187 263H189V262ZM238 261H239V259H238ZM238 261H236V262H233V264H241L242 262H238ZM240 261H242V260H240ZM261 261H262V259H261ZM22 262V261H21ZM81 262V261H80ZM146 262H148V261H146ZM162 262H163V260H162ZM219 262V261H218ZM121 263H123V262H121ZM143 263V262H142ZM194 263V262H193ZM242 263V264H243ZM0 264H2V263H0ZM21 264V263H20ZM69 264V263H68ZM72 264H74V263H72ZM138 264V263H137ZM160 264V263H159ZM204 264H205V262H204Z\"/></svg>", "mask_w": 264, "mask_h": 264}]
</instances>
